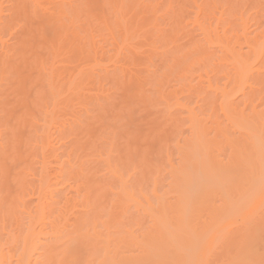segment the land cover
Returning a JSON list of instances; mask_svg holds the SVG:
<instances>
[{
    "label": "rangeland",
    "instance_id": "rangeland-1",
    "mask_svg": "<svg viewBox=\"0 0 264 264\" xmlns=\"http://www.w3.org/2000/svg\"><path fill=\"white\" fill-rule=\"evenodd\" d=\"M2 1V0H1ZM7 1V0H6ZM9 1H12V0H9ZM51 1V0H50ZM54 1V0H53ZM53 1H51L52 3H53ZM59 0H57V2H58ZM61 2L60 3H62V4H65L66 5V3L68 2V0H60ZM70 1L71 0H69V4H71V5H68V8H70L71 7V11L69 12V14H74L75 13V10H76V13L74 14L75 15V18L77 19V20H79V21H77V20H74L73 21V19H75L74 18V15H72L73 17L71 18L72 20H70V18L68 19V20H70V22L68 23V24H70L71 22H73V23H71V25H73L74 23V25H75V31L73 30L74 29V25L73 26H71L69 29H70V31L71 30H73V31H69L71 34L70 35H68V39H67V41H64L63 39L61 40V38H58V37H56V35L58 34V32L57 31H59V28H58V30L56 29V27L55 26H59L57 23H54L53 21H47L46 23L45 22H43V23H40L39 21H42L43 20V16H42V18L39 16V14H40V12H42V11H40L39 12V14L37 15V17H39V18H37V22H36V17H34V18H32V13H31V16H30V14H29V12H28V14H26V13H22V18H25L24 19V24H25V22H27V24L29 23L30 24V28H28V29H25V30H28L26 33H27V37H26V39L23 37V39L24 40H22V38H20L21 39V41H22V44H23V41H25L26 40V42H24V43H26L25 44V46H23L22 45V47H23V49H22V47H21V49L23 50V52H21L20 50H18V51H16L17 49H15L16 48V46H14L15 48V53L12 55V52H11V54H10V52L8 53L9 54V62L7 61V65H9L8 67H10V63L12 62H14L15 60H17L16 58H15V60H13L12 59V57L15 55L16 57H18V62H19V60L21 59V58H19V57H22V55L24 56V57H22L23 59H21L20 60V62L18 63L19 65H18V68H20L21 67V71L19 70V71H16L15 69L16 68H14L13 69V67H17L16 65H17V63H15L14 62V64H15V66H14V64L12 65V69L15 71H13L12 73H14V74H11V71L10 70H8L9 72H10V74L12 75V77H10V80H12V82L14 83H17V87H18V85H20L21 87L19 88V89H21V90H23V91H21V94L24 96H20V95H18L20 92H18L17 93V91H19L17 88V91H16V89H14V91H13V94L14 93H16V95H18V97L20 96L21 98H22V101L20 100V103L22 102V104H18V102H14V101H11L10 103L8 102V100L10 99L9 97H11V96H9V94L10 95H12V90H11V88L9 89L8 87L9 86H7V85H5L4 87H3V89H6V91L8 92V91H10L11 90V92L8 94L6 91H4V92H6L7 94H8V96H6L7 94H4L3 93V91H1L0 92V94H1V96H0V99H1V97H4V99L5 98H9L8 100L7 99H5V101H4V103H3V100L1 101L4 105L5 104H11L12 102H14L13 103V105L15 104V103H17V105L18 106H21V105H23V102H24V105L23 106H21L22 107V109L24 110V115H25V119H22V121H23V128H20L21 127V125H20V123L22 122L21 121V118H20V121H19V117H17L18 115H19V112H20V114L22 115L23 114V111H19V112H17L16 110L17 109H19L20 107H14L16 110H10V109H8L7 111H9V113H10V111H15V113L16 114H18L17 116H15V114H12L13 116H15V118H17V119H15V118H13V116H12V118L10 119V118H8V116L10 115L11 116V113L10 114H8V115H6V113L4 114V115H2V117H1V115H0V117L2 118V120H3V116H6V117H4V120H5V118H6V120H7V122L5 121H3L4 122V124L6 123V124H8V126L7 127H9V124H10V128L12 129V127H13V130H12V132H9V131H11V130H9L8 131V133L6 132V133H2V132H4L5 130H6V128H5V126H4V128H5V130L3 129V128H1L0 129V132L2 133V135H3V139H5L6 140V138L8 137V141L6 142L7 144L8 143H11L12 144V142H10L9 140H13L14 142H15V140H16V146H15V143L13 142V147H12V145L10 144V146H9V144L7 145V150L6 151H8L9 150V152H7V153H9L7 156H9L10 155V150L12 149V151H13V153H11V155L9 156V157H7L6 156V158L5 159H7V161L5 160V162H4V168H3V171H2V169H1V171L3 172V174H4V179H3V177H1L2 178V180H1V178H0V186H1V184H2V182L1 181H3V182H5V183H3L2 184V186L3 185H5V186H1L2 187V194L5 196V194L7 195V197L5 196V200L4 201H1L2 203L3 202H5V203H9V202H7L8 200H10V198H14L15 197V195L13 194V193H16L15 191H16V189H15V187L17 188V187H20L21 185H19L20 183H18V181H20V179L18 180L17 178H15V176H16V174H17V172L18 171H21L20 173H21V175H23L24 177H27V178H24L25 180L27 179H29L30 180V182L29 181H27V182H29L30 184H29V187H30V189H29V187H28V185H26L25 184V186H26V188L28 187V189H29V191H28V189H25L26 191H28V194H27V192L26 191H24L23 192V189L21 190V189H19V191L21 190V192H20V194L22 193V197L20 198V197H17V198H19V200H20V202L22 203V205H21V203L18 201V199H16L17 200V203L19 202V205L18 204H15L14 205V203H13V201L11 202L10 201V203H9V205H5L7 208H9V207H11V209H10V211H12V213H11V215L9 214L10 213V211H9V213H8V216L10 215V219H9V224H10V222L12 223L13 221V223L12 224H8V221H7V213L6 214H4V215H6V218H4V220H3V217L1 216L2 214L0 213V216H1V218H2V220L5 222L4 223V226L3 227H1V230H2V228H3V230L4 231H1L0 230V241L1 242H4L3 240H7V242H8V240L10 241V240H13V239H15V237H16V239H17V241H15V242H17V243H15V245L17 244L18 246H19V244H20V246H21V241H23L24 239H25V237L26 236H28V235H30V234H32V236H35V238H37V240H39L40 242H41V244H38V243H40L39 241H37L36 240V243L38 244V245H40L38 248L40 249V248H44L43 246H45V244L46 243H48V242H50V240H51V238L49 237V239L46 237V235H42L41 233H39V236H37V234H38V231H41V228H43V229H46L47 230V232L49 233V234H47V235H51L50 233L52 232V224H53V222L52 223H50L51 222V220H53L51 217H53V216H48L50 213H49V210H47V209H49V207H48V205H49V203L50 204H53L52 202H54L55 201V198L56 199H58L57 197L58 196H55L56 194H58V192L59 193H61V194H63L64 196H65V194L64 193H62V190H65L66 191V186H71V184L73 183V181H75V180H73V181H71L70 180V178H69V182H68V180H67V182H66V179H68V178H64L63 177V175L62 174H60V176H61V178H60V181H58L57 180V178L58 177H60L59 175H58V177L56 178V179H54L55 177V175L57 176V172H63V173H65V168H66V166H68L69 164H70V162L72 163H74V165H73V168H75V167H78L79 166V163L78 162H80V164L83 162V160H84V162H86V165H85V167H80V168H82L83 170H85V168H86V166H87V168L86 169H88V170H91L92 169V176H93V174H95V173H99L98 174V176H101V173H102V175H103V173L105 174L106 172H104V171H109V169H108V165H106V163H107V159H105L103 156H105V154L103 153L104 151H105V149L108 151V149H107V146H105V145H107L106 143L109 141H111V142H113V144H114V148L113 149H115V147H118V148H116L118 151H119V153L118 152H116V154L118 153V155L120 154L122 157H123V159H124V157H125V159H129V158H131V157H133V156H138L140 159L141 158H143V166H142V164H139V161H140V159H137L136 158V156L135 157H133V158H136L135 160H137V161H135L133 158H131L132 159V163L131 164H133L134 162L133 161H135V165L137 166V167H135V168H138L140 165L142 166H140V169L142 170V172L143 173H145V175L147 176L149 173L151 174L153 171H156V172H153L152 174H154V173H156V174H154V176L153 175H150V176H148V177H151V176H153V178L155 177V178H157V180L156 179H154V180H156L155 181V190H156V188H157V190L156 191H158L159 190V193H158V197H162V192L165 190V191H167L168 190V187H167V184L171 181L170 180V176H169V174L167 173V171L170 169L169 167L171 166L170 164H172V163H174V165L172 164V166H174L175 168H176V165L179 163V165H180V162H181V160H183L182 161V163H184V162H186V159L188 158H190V151H191V148L189 149L188 147H190L192 144V140H191V138H193L194 136V134H192V132L193 131H196L195 129L197 128V127H195L194 128V126H192V124H193V122L194 121H191L192 119H190V118H192L191 117V114L193 115L194 113V115H196V117H195V121H197V123H200V121H202V123H201V126L203 125V130H201L202 128H200L199 127V129L201 130V131H203V132H205L206 134H202V132L200 131V133L198 134V132H197V134L198 135H203V136H205V139H204V137H203V139H204V141L207 139V138H209V139H207V140H211V141H213L212 139L214 138H217V139H215V141H213V142H217V141H222V140H220L219 138H218V136H216L217 135V132H213V130H215L216 128V126L215 125H217V119H218V124H219V126L223 129V126L224 127H229V130H230V132L228 133V134H230L232 137L230 138V140H234L235 142H241V140L239 141V136L237 137L236 135H238V132L237 131H233V123L231 122L232 120H230V119H227V115H223V113H225L224 111H223V113H219L222 109L221 108H219L220 107V105H221V103H222V99H223V94L222 93H227V94H230L229 96H232L231 98V100H229L230 101V105H232V107L233 106H235L236 105V107L238 106V108H240L241 109V105H243L244 103H245V105H247L249 102V93H250V91H249V88H250V85H251V88L252 89H254V91L252 90V89H250L251 91H253V92H255V90L257 89V88H259V91L260 90H262L261 89V87L263 88V90H264V0H144V2H143V0H132V2H131V0H128L127 1V3H125V1H123V0H106V2L108 1L109 2V4H108V2L107 3H103V2H105V0H81V2H83V4H84V6H83V4L82 5H80V2H79V0H75V2H74V0H72L71 1V3H70ZM86 3H85V2ZM118 1V2H117ZM134 1V2H133ZM137 1H140L138 4H137ZM151 1V2H150ZM8 2V1H7ZM7 2H5L4 4H6ZM55 2V1H54ZM65 2V3H64ZM78 4H77V3ZM124 3L125 4V6H126V8H124V5L122 4V3ZM130 4H129V3ZM195 2V3H194ZM10 3V2H9ZM27 3H28V1H27ZM56 3V2H55ZM59 3V2H58ZM67 3V4H68ZM74 3H76V4H74ZM119 5H118V4ZM132 3H134V4H132ZM4 4H3V6H4ZM8 4V3H7ZM6 4V5H7ZM11 4V3H10ZM73 4V5H72ZM106 4V5H105ZM107 4H108V6H107ZM136 4V5H135ZM26 5V6H25ZM29 5V4H28ZM117 5H118V7H117ZM123 5V6H122ZM134 5V6H133ZM149 5H151V6H149ZM49 6V5H48ZM51 6V5H50ZM49 6V7H50ZM82 6V7H81ZM110 6H111V8H110ZM136 6V7H135ZM23 7H27V4H26V1H25V4H24V6ZM72 7H74V8H72ZM84 7V8H83ZM104 7V8H103ZM4 8H5V6H4ZM6 8H9V6L7 5L6 6ZM6 8H5V10H6ZM28 9H30L29 7H27ZM51 8V7H50ZM49 8V9H50ZM113 8H115L116 10H115V12L116 13H114V12H112V11H114V9ZM118 8V9H117ZM83 9V10H82ZM121 9L123 10V11H121ZM126 11H125V10ZM136 9V10H135ZM155 9V11H154V14H152L153 13V10ZM28 11L27 9H24L23 11ZM68 11H69V9H67ZM74 10V11H73ZM78 10L80 11L79 12V15H77V13H78ZM84 10H85V12H84ZM110 10V12H108ZM117 10H120V12L119 11H117ZM136 11V12H135ZM7 12V10L6 11H4V13L5 14H7L6 13ZM122 12V13H121ZM156 12V13H155ZM115 14L114 16H113V14ZM133 13V14H132ZM119 15V17L120 18H123V19H120L119 17H118V15ZM151 14V15H150ZM40 15H42V14H40ZM76 15H77V17H76ZM111 15V16H110ZM121 15V16H120ZM131 15V16H130ZM154 15V16H153ZM3 16H7V15H4L3 14ZM90 16V17H89ZM116 16V17H115ZM221 16V17H220ZM28 17V18H27ZM69 17V16H68ZM196 17V18H195ZM42 20H41V19ZM44 18H45V16H44ZM120 20H119V19ZM126 18V19H125ZM32 20V22H31V20ZM35 19V20H34ZM38 19H39V21H38ZM46 20L48 19V20H50V19H52V18H45ZM45 19H44V21H45ZM99 19H101V20H99ZM105 19V20H104ZM53 20V19H52ZM86 20V21H85ZM103 20V21H102ZM107 20V21H106ZM117 20H119L120 22L118 23L117 22ZM77 21V22H76ZM48 22H53L52 24H54L55 26H51L50 27V25H49V23ZM68 22V21H67ZM111 22H112V24H111ZM122 22H124V23H122ZM128 22V23H127ZM149 22V23H148ZM47 23H48V26H47ZM66 23V22H65ZM126 23V24H125ZM23 24V23H22ZM29 24H28V26H29ZM44 26H43V25ZM51 24V25H52ZM77 24V25H76ZM81 24H82V26H81ZM95 24H97V25H95ZM109 24V25H108ZM119 24H121V25H119ZM124 24V25H123ZM46 25V26H45ZM94 25V26H93ZM115 25H118V26H115ZM151 25V26H150ZM25 26V25H24ZM36 26V27H35ZM45 28H43V27ZM70 26V25H69ZM111 26V27H110ZM128 26V27H127ZM55 27V34H54V31L52 32V29ZM79 27V29L82 31H80L79 29H77ZM22 28H23V26H22ZM21 28V29H22ZM49 28L51 29V31L49 30ZM90 28V29H89ZM103 28H105V29H103ZM131 28V29H130ZM134 28V29H133ZM32 31V34L33 35H31V31ZM47 29V30H46ZM77 29V30H76ZM86 29V30H85ZM245 29V30H244ZM4 30V29H3ZM2 30V31H3ZM54 30V29H53ZM68 30V29H67ZM99 30V31H98ZM123 30V31H122ZM5 31H7L8 33L10 32L11 33V31H8V30H6V28H5ZM3 32V34L5 33V35H6V33L7 32ZM48 31V32H47ZM52 32V33H50V32ZM78 31H80L79 33H77ZM116 31V32H115ZM22 32V34H23V36L25 35V31H24V29H23V31H21ZM24 32V33H23ZM28 32H29V35L30 36H32L31 38L30 37H28L29 35H28ZM68 32V33H69ZM139 32V33H138ZM7 33V34H8ZM9 33V35H11V36H9V35H6V36H4V35H2V33H1V35L2 36H0L2 39L4 38L5 39V41H6V43L8 44V45H10V46H12L11 45V43L10 42H12V44H14V45H16V42H17V39L16 40H12L13 39V34L15 35L16 33L14 32H12L11 34ZM62 33V32H61ZM67 33V32H66ZM84 34V33H86V36H85V34L84 35H82V34ZM94 33V34H93ZM114 33V34H113ZM21 34V35H22ZM37 34H38V37H37ZM49 34V35H48ZM60 34V33H59ZM63 34V36H64V34L65 33H62ZM77 34H79V36H81V37H83V38H81V37H79V36H77ZM87 34H88V37H87ZM20 35V36H21ZM50 35H52V38H51V36ZM53 35H55V37H56V39H55V37L53 36ZM72 35V38L71 37H69V36H71ZM77 37H76V36ZM100 35V36H99ZM4 36V37H3ZM9 36V37H8ZM40 36V37H39ZM63 36H61L62 38H65V36L63 37ZM73 36H74V38H73ZM97 36V37H96ZM147 36V37H146ZM6 37H8V38H6ZM12 37V38H11ZM15 37V36H14ZM17 37V36H16ZM76 37V38H75ZM79 37V38H78ZM85 37H87V39L85 38ZM226 37V38H225ZM230 37V38H229ZM18 38V37H17ZM67 38V37H66ZM71 38V40H73L72 42H71V40H69ZM91 38V39H90ZM130 38V39H129ZM137 38V39H136ZM8 39V40H7ZM28 39H30V40H28ZM53 40V42L51 41V40ZM58 39H60V41H61V43H62V41H64L63 43H65L64 44V50H63V47H62V44H59L58 45V49H59V53H58V49H57V52H55L56 53V55L55 54H52L53 52H50V46L53 44V43H55V42H58ZM74 39H81L82 41V43H80L79 41L80 40H74ZM83 39H84V41H83ZM240 39V40H239ZM259 39V40H258ZM28 40V41H27ZM48 40H50V41H48ZM57 40V41H56ZM66 40V39H65ZM105 40V41H104ZM118 40V41H117ZM171 40V41H170ZM237 40V41H236ZM8 41V42H7ZM69 41V42H68ZM86 41H87V43L88 44H84V43H86ZM258 41H260V43L258 42ZM67 42H68V44H67ZM75 42V43H74ZM84 42V43H83ZM258 44H257V43ZM28 43V44H27ZM49 43H51V44H49ZM225 43H226V47H224L225 46ZM235 43V44H234ZM237 43V44H236ZM69 44H72L71 45V47H70V45ZM77 44H79V46L77 45ZM90 44V45H89ZM95 44V45H94ZM118 44V45H117ZM227 44H228V46H227ZM251 44H253V45H251ZM257 44L258 46L261 44V46H259V50L260 51H262L261 52V55H259V56H261V58L257 61V58H259V56L257 55V53H256V55H257V57H255L256 59H252L254 56H253V54H252V52H251V50L252 51H254V49H255V47H257V46H255V45ZM28 45H30V47H28ZM68 45H69V47H68ZM75 45V46H74ZM82 45H84V47L85 46H87V49H85V48H83L82 47ZM94 45V46H93ZM39 46V47H38ZM40 46H41V49H40ZM59 46H60V48H59ZM66 46H67V48H69V49H67L66 48ZM74 46V47H73ZM102 46V47H101ZM252 46V47H251ZM255 46V47H254ZM13 47V46H12ZM12 47H10L9 49V51H12L13 50V48ZM25 47V48H24ZM28 47V48H27ZM43 47V48H42ZM45 47V48H44ZM253 48V49H251V48ZM33 48V49H32ZM77 48V50H79L80 48V50L77 52V50H75ZM224 48H226V49H224ZM227 48L230 50H227ZM233 50H232V49ZM261 48V49H260ZM28 51H27V50ZM62 51H61V50ZM72 49H73V51H72ZM257 49V48H256ZM257 49V51H259ZM24 50H25V52H24ZM70 50V52H67V51H69ZM87 50V51H86ZM184 50V51H183ZM197 50V51H196ZM52 51H54L53 49H52ZM66 51V52H65ZM82 51H86L85 53L84 52H82ZM92 51V52H91ZM46 52V53H45ZM62 54H61V53ZM63 52H65V54H63ZM79 52H82L81 54L79 53ZM187 52V53H186ZM239 54H237V53ZM248 52V53H247ZM88 53V54H87ZM101 53V54H100ZM185 53H186V55H185ZM29 54H30V56H29ZM37 54V55H36ZM45 54H46V56H45ZM49 56H48V55ZM58 54V55H57ZM60 54V55H59ZM126 54V55H125ZM232 54V55H231ZM246 54L247 55H249V60L251 61V64L252 63H256V62H258V63H256V64H252V69L250 70L251 72V75L247 72V76L249 75V77H247L248 79H246V77H245V79L244 80H247V84H244V82L245 81H243L242 83H240V81H241V79H239V81H238V75H237V78L235 77L236 75H235V72L236 71H238L239 70V60L241 59V56H242V58H246L247 56H246ZM26 55H28V56H26ZM34 56V58L35 59H33V57H31V56ZM52 55L54 56H59L58 58L57 57H55L54 56V59L52 58ZM61 55H63V57H65L66 56V60H65V58L63 59V57L61 56ZM73 55V56H72ZM87 59V61L89 62H86V63H82L81 65H80V62L83 60V59H85L83 56ZM87 55V56H86ZM93 55V56H92ZM95 55V56H94ZM101 55V56H100ZM129 55V56H128ZM184 55V56H183ZM195 55V56H194ZM241 55V56H240ZM245 55V56H244ZM251 55V56H250ZM10 56H12V57H10ZM38 56H39V58H38ZM61 56V57H60ZM69 56V57H68ZM83 57V59H82V57ZM121 56V57H120ZM186 56V57H185ZM240 58H238V57ZM253 56V57H252ZM25 57H27V59L25 58ZM42 57V58H41ZM173 57V58H172ZM176 59H175V58ZM180 57V58H179ZM11 58V59H10ZM44 58V59H43ZM61 58V59H60ZM118 58V59H117ZM134 58V59H133ZM197 58V59H196ZM234 58V59H233ZM28 59H32V60H30V62H31V65H30V62H29V60ZM36 59H38L37 61L39 62V61H41V60H43V61H50V64L52 65V71H56L57 70V72H56V74H53V72H51L50 74V77L52 76H54V78L55 77H57L58 76V74L60 75L61 74V78L63 79V75L64 74H62V73H64V72H62V71H64L63 69H65V68H67L68 70L69 69H72L70 72L68 71V74L69 73H71V75H72V73H74V74H76V75H80V76H82V78H83V80H82V78L78 75V76H76V75H74L73 74V76H71L70 74H69V77H72L73 79H75L74 80V83H73V88H74V86H76L75 87V92L73 91L72 92V94L71 93H69V95L67 96V97H65L66 98V100L68 101L67 103H66V100H65V98H63V96H61L60 98L59 97H57L58 99V102H57V104L56 105H58L59 107H57L56 105H55V111L53 110V107H51V106H53L52 105V102H50V101H52V99H53V101L55 100L54 99V97H53V95H51L52 97V99L50 98H48L49 97V93H47V91H45L47 88H44V87H47V86H45V85H47V83H43V82H45V81H42V78L41 79H39L38 77L40 76V75H43V74H45L46 72H48L49 70H47L46 69V67H44V69H46V71L43 73L42 71V73L43 74H41L40 72V75H39V73L37 72V74L39 75L38 77H37V75H36V72H34L35 70V68L37 67L36 66V64H35V62H37L36 61ZM41 59V60H40ZM55 60V62L53 61V60ZM58 59H60L61 61H62V63H64V64H62L61 62L60 63H58L59 62V60L57 61ZM69 59V60H68ZM80 59H82V60H80ZM86 59L84 60V61H86ZM201 59V60H200ZM203 59V60H202ZM237 59V60H236ZM239 59V60H238ZM12 60V61H11ZM22 60H24V61H22ZM35 60V61H34ZM64 60V61H63ZM131 60V61H130ZM175 60V61H174ZM194 60V61H193ZM237 61L236 62V64H234L235 63V61ZM254 60H256V62L254 61ZM11 61V62H10ZM42 61V62H43ZM57 61V62H56ZM67 61H69V63H67ZM83 61V62H84ZM181 61V62H180ZM252 61H254V62H252ZM259 61H261V64H260V62ZM92 62V63H91ZM188 62V63H187ZM227 62V63H226ZM26 63V64H25ZM53 63V64H52ZM66 63V64H65ZM135 63V64H134ZM22 64V66H20ZM23 64H25V65H23ZM35 65V67H34V65ZM43 64H44V62H43ZM49 64V68H50V65ZM86 64V65H85ZM94 64V65H93ZM132 64V65H131ZM260 65V69L262 70V71H260L258 68V66ZM44 65H46V64H44ZM57 67L58 66V68H59V70H58V68H56L55 66ZM63 65H68L67 67H64ZM85 67H84V66ZM20 66V67H19ZM27 68H25V67ZM28 66V67H27ZM38 66H39V63H38ZM46 66H48V64L46 65ZM150 66V67H149ZM236 66H238V70H237V67ZM258 68H257V67ZM29 67H31L30 69H29ZM33 67V68H32ZM60 67H62L61 69H60ZM64 67V68H63ZM87 67V68H86ZM48 68V69H49ZM51 68H50V70H51ZM84 70H83V69ZM251 68V67H250ZM256 68V69H255ZM39 69H40V67H39ZM80 69V70H79ZM258 69V70H257ZM27 70V71H26ZM29 70V71H28ZM32 70V71H31ZM34 70V71H33ZM37 70V69H36ZM87 70H88V72H87ZM256 70H257V72L259 71L260 73H261V75H259L258 73H254V72H256ZM7 71V72H8ZM39 71V70H38ZM44 71V70H43ZM67 71V70H66ZM84 73V76H83V73ZM85 71V72H84ZM125 71V72H124ZM240 71H242V70H240ZM8 72V73H9ZM18 72H22L23 73V75H21V74H17ZM27 72V73H26ZM62 72V73H61ZM82 74H81V73ZM32 73H35V76H32L31 74ZM85 73H86V75H85ZM237 73V72H236ZM9 74V75H10ZM27 74H29L28 76H26ZM67 73H65V75H66ZM67 74V75H68ZM238 74V73H237ZM259 75L260 77H263L262 79H258V80H262L261 82H262V85H258V84H260L261 82L260 81H258L256 78H254V75ZM19 75H21V76H23L22 78L25 80V82L26 83H24V81L22 80V79H20V81H18V76ZM34 75V74H33ZM65 75H64V77H65ZM67 75H66V78H68L67 77ZM130 75V76H129ZM231 75V76H230ZM234 75V76H233ZM257 75V76H258ZM6 76H8V75H6ZM5 76V77H6ZM21 76H20V78H21ZM44 76H45V78H46V76H49V73H46V75H43V78H44ZM117 76V77H116ZM176 76V77H175ZM183 76V77H182ZM256 76V77H257ZM5 77H4V79H1L2 81L4 80L5 81V83H8V85H9V82H11L10 80H7V79H5ZM49 77V78H50ZM60 77H59V79H60ZM75 77H78L77 79L75 78ZM259 77V78H260ZM8 79H9V76L7 77ZM29 78H31V80L29 79ZM39 79L38 81H33L34 79ZM66 78H64V79H66ZM87 80H85V79ZM99 78V79H98ZM253 78V79H252ZM258 78V77H257ZM58 79V78H57ZM63 79V80H64ZM131 79V80H130ZM177 79V80H176ZM226 79V80H225ZM237 79V80H236ZM257 81H256V80ZM29 80H30V82H29ZM41 80V81H40ZM46 80H48V77H47V79ZM56 80V79H55ZM76 80H78V81H76ZM83 81V83L86 85H84L83 83H82V81ZM85 80V81H84ZM162 82H161V81ZM3 81V82H4ZM76 81V82H75ZM128 81V82H127ZM254 81V82H253ZM11 82V83H12ZM29 82V83H28ZM33 82L35 83V84H33ZM40 82V83H39ZM42 82V83H41ZM61 82H62V80H61ZM81 82V83H80ZM86 82H87V84H86ZM96 82V83H95ZM120 82V83H119ZM144 82V83H143ZM258 82V83H257ZM10 83V84H11ZM12 83V84H13ZM14 83V84H15ZM36 83H38L37 85H36ZM59 83V82H58ZM77 83V84H76ZM136 83V84H135ZM167 83V84H166ZM236 83V84H235ZM240 83V84H239ZM0 84H3V83H1V81H0ZM14 84H13V87L15 88V86H16V84H15V86H14ZM30 86V84H32L33 85V87H32V85L30 86V90L28 89V85ZM44 84V85H43ZM83 86H82V85ZM92 84V85H91ZM232 84V85H231ZM244 86H243V85ZM250 84V85H249ZM37 86V88H36V86ZM39 85V86H38ZM43 87H42V86ZM79 85H80V87H79ZM133 85V86H132ZM155 85V86H154ZM199 85V86H198ZM236 85H238V86H236ZM25 86V87H24ZM28 86V87H27ZM35 86V87H34ZM41 86V87H40ZM86 88H85V87ZM116 86V87H115ZM236 86V87H235ZM10 87H12V85H10ZM12 87V88H13ZM39 87V88H38ZM147 87V88H146ZM175 87V88H174ZM205 87V88H204ZM207 87H209V88H207ZM238 87V88H237ZM33 88H35L34 90H33ZM79 88H81V89H83V90H81V89H79ZM232 88H233V90H232ZM236 88V89H235ZM239 88H241L240 90H239ZM243 88V89H242ZM8 89V90H7ZM27 89H28V91H27ZM38 91H37V90ZM121 89V90H120ZM147 89V90H146ZM194 89V90H193ZM203 89V90H202ZM224 89V90H223ZM42 90H43V93H44V95H43V93H42ZM138 90V91H137ZM181 90V91H180ZM226 90V91H225ZM227 90H228V92H227ZM238 90V91H237ZM243 90V92H241ZM258 90V89H257ZM32 91V92H31ZM37 91V92H36ZM40 91V92H39ZM193 91V92H192ZM200 91V92H199ZM220 91H222V92H220ZM233 91H236L235 92V95H234V92ZM259 91L257 92V93H259ZM29 92V93H28ZM35 92V93H34ZM49 92V91H48ZM79 92V93H78ZM123 92V93H122ZM142 92H143V95H142ZM247 92H248V97L247 96H245V97H247V99L243 96V95H246L247 94ZM253 92H251V96H250V99H252V94H253ZM263 92V91H262ZM33 93V94H32ZM39 93V94H38ZM61 93H63V92H61ZM153 93V94H152ZM221 93V94H220ZM242 93H244V94H242ZM246 93V94H245ZM264 93V92H263ZM260 94L259 96H264V94ZM36 94H38V95H40L39 97H37L36 96ZM41 94H42V96H41ZM47 94V95H46ZM74 94V95H73ZM79 94V95H78ZM131 96H130V95ZM213 94V95H212ZM233 94V95H232ZM2 95H4V96H2ZM70 95H72L71 96V98L70 99H73L72 100V102H70L71 100L69 99V97H70ZM76 95V96H75ZM126 95V96H125ZM150 95H151V97H150ZM156 95V96H155ZM160 95V96H159ZM192 95V96H191ZM195 95V96H194ZM197 95V96H196ZM6 96V97H5ZM123 96V97H122ZM130 96V97H129ZM179 96V97H178ZM212 96V97H211ZM213 96H214V98H213ZM255 96H257V95H255ZM255 96H253V99H254V97ZM259 96H257L255 99H257V100H259L260 98H258ZM261 96V97H262ZM16 97V96H15ZM37 97V98H36ZM47 97V98H46ZM73 97H76V98H73ZM154 97V98H153ZM157 97V98H156ZM217 97V98H216ZM243 97H244V99H246L247 100V102L245 101L244 102V100H243V103L241 102V100L243 99ZM12 99L11 100H13V99H15L14 98V95H13V97H11ZM34 98H36V101H35V99ZM44 98V99H43ZM45 98L47 99V101L48 102H46V100H45ZM64 99V101L65 102H63V99ZM78 98V99H77ZM137 98H139V99H137ZM159 98V99H158ZM188 98V99H187ZM198 98V99H197ZM230 98V97H229ZM264 98V97H263ZM263 98H261V99H263ZM17 99V98H16ZM42 100V102L43 103H41L40 101ZM60 99V100H59ZM117 99V100H116ZM148 99H150V100H148ZM240 99V100H239ZM261 99H260V101H261ZM7 100V101H6ZM24 100V101H23ZM40 100V101H39ZM45 100V101H44ZM56 100V101H57ZM134 100V101H133ZM178 100V101H177ZM194 100V101H193ZM202 100V101H201ZM219 100V101H218ZM18 101V100H17ZM37 101H39V102H37ZM131 101V102H130ZM151 101V102H150ZM159 101H160V104H159ZM164 101V102H163ZM200 101V102H199ZM211 101H213V102H211ZM220 101H221V103H220ZM234 102L235 103V105L234 104H232V102ZM254 101V100H253ZM252 101V103H254ZM262 101H264V100H262ZM36 102V103H35ZM141 102V103H140ZM149 102V103H148ZM190 102H192V103H190ZM196 102V103H195ZM209 102V103H208ZM257 102H259V101H256V103ZM2 103L0 104V107H2V108H0V114H2L3 112L1 111V109L3 110V106H1L2 105ZM26 103V104H25ZM37 103H39V104H41V105H39V107H41L42 106V104H43V106L42 107H45V105L47 104L48 106H47V108L49 109V111H51V108H52V114H51V116H53V118L52 117H50L51 119H49V116H47V118H48V122L46 121V120H44V119H46V118H43L42 119V116H44V113H45V109H47L46 107L44 108V109H41L40 108V110H39V107H38V105H37ZM50 103V104H49ZM56 103V102H55ZM59 103V104H58ZM69 103H70V105H69ZM105 103V104H104ZM112 103V104H111ZM151 103V104H150ZM165 103V104H164ZM178 103V104H177ZM195 103V104H194ZM204 103V104H203ZM214 105L213 106V108H212V106H210V105H212V104ZM250 103H251V101H250ZM248 104V106L247 107H252V106H254V107H256V108H254V107H252L255 111H257V113H259L258 111L260 110V109H262V110H264L263 108H264V102L262 103V102H259V103H261V104H259V103H254V104ZM32 104H33V106H32ZM37 105V108L38 109H36V105ZM45 104V105H44ZM60 104L61 105H63V106H60ZM74 104V105H73ZM167 104V105H166ZM191 104V105H190ZM209 104V105H208ZM217 104V105H216ZM220 104V105H219ZM240 105V107H239V105ZM256 104V105H255ZM258 104H259V106H258ZM26 105V106H25ZM50 105V106H49ZM69 107H71V108H69ZM73 105V106H72ZM84 105V106H83ZM153 105V106H152ZM161 105V106H160ZM180 105H183V107L181 106V107H179ZM251 105V106H250ZM16 106V105H15ZM77 106V107H76ZM165 106V107H164ZM195 106V107H194ZM217 106H219V107H217ZM5 107H7V105H5ZM4 107V108H5ZM8 107H9V105H8ZM13 107H11V108H13ZM35 107V108H34ZM50 107V108H49ZM67 107H68V109H67ZM73 107V108H72ZM100 107V108H99ZM115 107V108H114ZM167 107H168V110H167ZM205 107V108H204ZM208 107V108H207ZM236 107H234V108H236ZM10 108V107H9ZM56 108H59V111H58V109H56ZM62 108H64V109H62ZM75 108V109H74ZM201 108V109H200ZM217 108V109H216ZM234 108H232V109H234ZM238 108H237V111H238ZM260 108V109H259ZM21 109V108H20ZM19 109V110H20ZM21 109V110H22ZM47 109V110H48ZM65 109H66V112H65ZM70 109H72L71 110V113L69 112L68 113V110L70 111ZM208 109V110H207ZM211 109V110H210ZM231 109V110H232ZM242 109H245V111H246V109L247 108H244V105H243V108ZM258 109V110H257ZM36 110V111H35ZM42 110V111H41ZM44 110V111H43ZM58 112H57V111ZM125 110V111H124ZM190 110L191 111H196V112H194V113H189L190 112ZM213 110V111H212ZM220 110V111H219ZM231 110H230V112H231ZM248 110V109H247ZM249 110L250 111H252L251 110V108H249ZM248 110V111H249ZM7 111H5V112H7ZM62 111V112H61ZM115 111V112H114ZM130 111V112H129ZM212 111V112H211ZM215 111V112H214ZM219 113V115H217L216 113L217 112ZM226 111V110H225ZM233 111V110H232ZM234 111H236V110H234ZM236 111V112H237ZM243 111V110H242ZM245 111H243L244 112V114L246 113L247 114V112H245ZM22 112V113H21ZM30 112H33V118H32V116H31V114H30ZM37 112H41L40 114H36L35 115V113H37ZM61 112V113H60ZM112 112V113H111ZM120 112V113H119ZM164 112V113H163ZM211 112V113H210ZM25 113H27V114H25ZM73 113V114H72ZM95 113V114H94ZM248 113H250V112H248ZM253 114L255 113L254 111L252 112ZM251 113V114H252ZM260 113H264V111L262 112H260ZM29 114V115H28ZM42 114V115H41ZM56 114V115H55ZM58 114V115H57ZM64 114V115H63ZM65 114L66 115H68V116H65ZM70 114H72V115H70ZM151 114V115H150ZM189 114H190V116H189ZM213 114V115H212ZM217 115V118H215L216 117V115ZM226 114V113H225ZM228 114V113H227ZM232 114V113H231ZM26 115H27V117L29 116L30 118H31V120H35L34 122H35V124H36V126L35 127H38V128H35L34 127V124H33V127H31L30 126V128H31V130H32V132H31V130H30V128H28V126L30 125L29 124V122H31V121H29V119L26 117ZM46 115V114H45ZM50 115V114H49ZM54 115L58 118V120L56 119V117H55V120H57V121H55V122H57V124H55V122H53V120H54ZM60 115L63 117L64 116V118H62V117H60ZM104 115V116H103ZM126 115V116H125ZM158 115V116H157ZM165 115V116H164ZM182 115V116H181ZM213 117H212V116ZM215 115V116H214ZM250 115V114H249ZM20 116V115H19ZM141 116V117H140ZM143 116V117H142ZM210 116V117H209ZM219 116V117H218ZM225 116H226V119H224L225 118ZM253 116V115H252ZM22 117V116H21ZM36 117V118H35ZM38 117H40L41 118V120H37V118ZM44 117H46V116H44ZM59 117H60V119H59ZM68 117V119H70V120H66L65 118H67ZM93 117V118H92ZM112 117V118H111ZM147 117V118H146ZM166 117V118H165ZM175 117V118H174ZM194 117V116H193ZM212 117V118H211ZM91 118V119H90ZM124 118V119H123ZM130 118V119H129ZM162 118H164V120L162 119ZM186 118V119H185ZM197 118H199V119H197ZM209 118V119H208ZM213 118H214V120H213ZM220 118V119H219ZM27 119V120H26ZM39 119V118H38ZM53 119V120H52ZM61 119H63L64 120V122H62L63 120H61ZM72 119V120H71ZM166 119H169V120H166ZM194 119V118H193ZM211 119H212V121H211ZM222 119H223V121H222ZM1 120V119H0ZM49 120H51V121H49ZM116 120V122H114ZM199 120V121H198ZM204 120V121H203ZM229 120H230V122H229ZM28 121V122H27ZM40 121V122H39ZM45 121H46V123H45ZM60 121V122H59ZM69 122V123H67V122ZM99 121V122H98ZM128 121V122H127ZM176 121L177 123H178V125H177V123L175 122V124H174V122ZM181 121V122H180ZM207 121V122H206ZM211 121V122H210ZM228 121V122H227ZM1 122V121H0ZM2 122V123H3ZM33 121H32V123H34ZM38 122H39V124H38ZM42 122H44V123H42ZM62 122V123H61ZM130 122V123H129ZM134 122V123H133ZM152 122V123H151ZM191 122V123H190ZM221 122H223L222 124H224V125H222L221 124ZM19 123V124H18ZM54 123V124H53ZM65 123V124H64ZM116 123V124H115ZM124 123H125V125H124ZM132 123V124H131ZM144 123V124H143ZM181 123V124H180ZM196 123V124H197ZM204 123H205V125L206 126H204ZM210 123H212V124H210ZM215 125H214V124ZM28 124V125H27ZM47 124H49L48 126H47ZM50 124H52V126L50 125ZM61 124H62V126H61ZM68 124V125H67ZM113 124V125H112ZM230 124V125H229ZM16 125H20V127L18 128ZM25 125H27V126H25ZM32 125V124H31ZM39 125H41V126H39ZM44 125H46L47 126V129H44V130H42V128L44 127L45 128V126ZM67 125V126H66ZM72 125V126H71ZM98 125V126H97ZM114 125H116V126H114ZM180 125V126H179ZM190 125V126H189ZM211 125H213V126H211ZM227 125V126H226ZM232 125V126H231ZM14 126H15V128H17V129H15L14 128ZM50 126V127H49ZM176 126H177V128L178 129H174V127L176 128ZM199 126H200V124H199ZM211 126V129H212V131H211V129L210 128H208V127H210ZM41 129H40V128ZM64 127H65V129H64ZM71 127V128H70ZM112 127V128H111ZM114 127V128H113ZM190 127V128H189ZM194 128L193 129V131H192V129L191 128ZM33 128H34V131H33ZM68 128L70 129V132H69V130H68ZM116 128V129H115ZM120 128V129H119ZM235 128V127H234ZM3 129V130H2ZM26 129V130H25ZM36 129V130H35ZM39 129V130H38ZM93 129V130H92ZM103 129V130H102ZM154 129V130H153ZM210 131H209V130ZM225 129H228V128H225ZM15 130H17V132L15 131ZM30 130V131H29ZM38 130V131H37ZM49 130V131H48ZM63 130V131H62ZM67 131V133H65V131ZM112 130V131H111ZM115 130H116V135L114 134L115 133ZM179 130V131H178ZM181 130V131H180ZM14 131V132H13ZM42 131V132H41ZM43 131H45V133L46 132H48V134L46 133V135H47V138H48V136H49V138H48V140H45V139H47L46 138V136L43 138L42 137V133H43ZM120 131V132H119ZM178 131V132H177ZM228 131V130H227ZM16 132V133H15ZM31 132V133H30ZM36 132V133H35ZM40 132H41V134H40ZM50 132H51V134H50ZM61 132V133H60ZM62 132H64V133H62ZM74 132V133H73ZM110 132V133H109ZM112 132H113V134H112ZM209 132V133H208ZM213 132V133H212ZM233 133V135L235 136H233L232 135V133ZM0 133V134H1ZM11 133H13V134H15V135H11ZM33 133V134H32ZM34 133H35V136H31V135H34ZM106 133V134H105ZM107 133H109L108 135H107ZM177 133L180 135H177ZM194 133V132H193ZM214 133H216L215 134V136H212V135H214ZM8 135L7 137H4V135ZM10 134V135H9ZM37 134V135H36ZM50 134V135H49ZM62 136H61V135ZM63 134H64V136H63ZM126 134V135H125ZM161 134V135H160ZM183 134V135H182ZM207 134H209V137H208V135ZM73 135V136H72ZM96 135V136H95ZM103 135L105 136H108V139L107 138H105L104 137V139H102L103 138ZM118 135V136H117ZM180 138V139H178V137ZM207 135V136H206ZM229 135V136H230ZM12 136V138L13 139H10V137ZM14 136V137H13ZM37 136H39V138H41V139H39ZM50 136L52 137L51 139H50ZM66 136V137H65ZM87 136V137H86ZM109 136H110V138L112 137V136H114V139H116L115 141H114V139H113V137H112V140L109 138ZM140 136V137H139ZM152 136V137H151ZM191 136H193V137H191ZM1 137V136H0ZM34 137H36V138H34ZM63 137H65V138H63ZM80 137V138H79ZM83 137V138H82ZM90 137V138H89ZM128 137V138H127ZM143 137H146V138H143ZM163 137V138H162ZM176 137V138H175ZM182 137V138H181ZM207 137V138H206ZM212 139H211V138ZM237 137V138H236ZM16 138V139H15ZM19 138V139H18ZM27 138V139H26ZM30 138V139H29ZM133 138V139H132ZM159 138V139H158ZM169 138V139H168ZM233 138V139H232ZM29 139V140H28ZM32 139V140H31ZM35 139V140H34ZM40 140V143L38 142V140ZM87 139V140H86ZM145 139V141H143ZM179 140L178 142H177V140ZM187 139V140H186ZM188 139H189V141H188ZM195 139V138H194ZM221 139H222V136H221ZM0 140H1V142H0V148H1V150H2V147H1V144H2V139L0 138ZM26 140H27V143H28V141L29 142H32L33 143V141H34V145L32 144V143H25L26 142ZM31 140V141H30ZM44 140L45 142L44 143H47L48 145L46 146V144L44 145V144H42L43 142L42 141ZM51 140V141H50ZM61 140V141H60ZM99 140V141H98ZM106 141V142H104V141ZM122 142H121V141ZM161 140V141H160ZM176 140V141H175ZM185 140V141H184ZM227 139H224L223 141L224 142H221V143H218V144H221V147H222V152L220 153V152H218V153H220V155H218L219 156V158L221 157V155H222V157L224 156V158H223V160L225 159V157H226V155H227V153L229 152V148H230V145H231V143H230V141H229V143H227L228 141H226ZM237 140V141H236ZM18 141V142H17ZM37 141V142H36ZM47 141V142H46ZM93 141H94V143H93ZM203 141V140H202ZM201 141V142H202ZM203 141V142H204ZM210 141V144L212 143ZM243 141V140H242ZM50 142H51V145L53 146V147H50L51 145H50ZM58 142V143H57ZM110 142V143H111ZM116 144H115V143ZM127 142V143H126ZM161 142V143H160ZM166 143V144H164V145H162L163 143ZM184 142V143H183ZM193 142H194V140H193ZM235 142H232V144H234ZM24 143V144H23ZM37 143H39V144H37ZM110 143H108L109 145H110ZM126 143V144H125ZM169 143V144H168ZM207 143H208V141H207ZM229 144V146H227V144ZM37 144V145H36ZM42 144V148L44 149V150H42V148H40L41 145ZM92 144V145H91ZM101 144H103V145H101ZM105 144V145H104ZM124 144L126 145V146H124ZM160 144L163 146H161L160 147ZM176 144H177V146H176ZM179 144V145H178ZM183 144H185V145H183ZM191 144V145H190ZM205 144H206V142H205ZM222 144H224V145H226V146H224V145H222ZM19 145V146H18ZM25 145H28V146H25ZM109 145H108V147H109ZM166 145V146H165ZM181 145V146H180ZM188 145H190V146H188ZM212 145V144H211ZM24 146V147H23ZM30 146V147H29ZM33 146V147H32ZM39 146V147H38ZM100 146V147H99ZM103 146H105L106 148H104ZM111 146H113V145H111ZM122 146V147H121ZM183 146V147H182ZM185 146L188 148V150H186L185 149ZM220 146V145H219ZM224 146V147H223ZM9 147V148H8ZM35 147H36V149L37 148H39V150L37 149V151L39 152H37L36 150H35ZM65 147V148H64ZM121 147V148H120ZM125 147V149H123ZM129 149V151L127 150V148ZM130 147V148H129ZM141 147H143V148H141ZM155 147V148H154ZM166 147V148H165ZM226 147H227V149H229V150H227L226 149ZM4 148H5V144H4ZM11 148V149H10ZM28 148H30V149H28ZM34 148V149H33ZM45 148H46V151H45ZM70 148H71V150H70ZM103 148V149H102ZM132 148L134 149V150H132ZM163 148L164 149H166V151H164L163 150ZM33 149V150H32ZM68 149L70 150L67 154H69V156L68 155H66V152L68 151ZM110 149V148H109ZM116 149H115V151H116ZM132 151H131V150ZM138 149H140L139 151H137ZM141 149L143 150L142 151V153H141ZM144 149H146L145 151H146V153H145V156H143L144 154H143V152H145L144 151ZM160 149H162L161 150V152H166L165 154H167V155H165V154H161V152H160ZM168 149V150H167ZM182 151H180V150ZM185 149V150H184ZM226 149V150H225ZM53 150V151H52ZM64 150V151H63ZM73 150V151H72ZM98 150V151H97ZM103 152H102V151ZM122 151V153H121V151ZM226 152H225V151ZM3 151H5V150H3ZM3 151H1V152H3ZM6 151H5V154H6ZM29 151H30V153L32 152V151H34L33 153H31V155H30V157H29ZM42 151H44V152H42ZM50 153H49V152ZM56 151V152H55ZM77 151V152H76ZM93 151V152H92ZM106 151V153H109V151L107 152ZM114 151V150H113ZM128 152V154H130L129 156H131V157H129L125 152ZM147 151H149V152H147ZM168 151V152H167ZM179 151V152H178ZM220 151H221V149H220ZM228 151V152H227ZM35 152H37L36 153V155H35ZM48 152V153H47ZM55 152V153H54ZM81 152V153H80ZM102 152V154L100 155V156H102L101 158H99L98 156L99 155H97V154H100ZM110 152H112V150L110 149ZM137 152V153H136ZM138 152L140 153V154H138ZM186 153L185 155H187V157H185V155L183 156V155H181L182 153ZM225 152V154L226 155H223L222 153H224ZM42 153H44V155L41 154ZM71 153H72V156H70L71 155ZM113 153V152H112ZM112 153H110L111 155L110 156H112ZM125 153V155H123ZM179 153V154H178ZM181 153V154H180ZM188 153V154H187ZM13 154H15V156L13 155ZM28 154V155H27ZM33 154V155H32ZM39 154L41 155V156H39ZM48 154H50L49 156H51V157H49L48 156ZM57 154V155H56ZM63 154V155H62ZM65 154V155H64ZM86 154V155H85ZM135 154V155H134ZM147 154H149V155H147ZM155 154V155H154ZM229 154V153H228ZM13 155V156H12ZM17 155V156H16ZM19 155V156H18ZM46 155H47V159H45L46 158ZM56 155V156H58V157H56L55 156V158H54V156ZM84 155V156H83ZM107 156H109L108 154H106ZM127 155V156H126ZM140 155H141V157H140ZM172 155V156H171ZM181 155V156H180ZM2 158H4L2 155H0ZM5 156V155H4ZM31 156H32V158H31ZM43 156H44V158H43ZM62 156V157H61ZM66 156V157H65ZM97 156V157H96ZM116 157L117 155H115V154H113V157ZM121 156H120V158H121ZM143 156V157H142ZM165 156V157H164ZM11 157H13V159L11 158ZM27 157H29V158H27ZM33 157H35V158H33ZM40 157V158H39ZM60 157V158H59ZM67 157H68V159H67ZM70 157V158H69ZM79 157V158H78ZM90 158L91 159V161H92V164H91V162H89L88 160V158ZM106 157V156H105ZM112 157V158H113ZM126 157H128V158H126ZM166 157H169V159L168 158H166ZM181 157H185V158H181ZM221 157V158H222ZM10 158L12 159V160H10ZM43 158V159H42ZM66 158V159H65ZM72 158V159H71ZM77 158V159H76ZM86 158V159H85ZM105 159V161H106V163H103V161L102 160H104ZM111 158V159H112ZM118 158V157H117ZM116 158V159H117ZM163 158H166V160H165V163H166V167L164 166V162H162V161H164V160H162ZM228 158V157H227ZM53 159V160H52ZM54 159H55V161H57V163L54 161ZM57 159V160H56ZM88 159V160H87ZM101 159V160H100ZM108 159H110V157L108 158ZM111 159L109 160V161H111ZM123 159H122V161H123ZM125 159H124V163H125ZM131 159H129V161L131 160ZM181 159V160H180ZM187 159V160H188ZM22 160V161H21ZM25 160V161H24ZM39 160V161H38ZM50 160H51V162H50ZM64 160V161H63ZM66 160V161H65ZM69 160V162H67ZM99 160V161H98ZM169 160H170V162L171 163H169ZM172 160V161H171ZM1 161H3V159L1 160ZM31 161V162H30ZM42 161V162H41ZM63 161V162H62ZM76 161H78V162H76ZM94 161V162H93ZM100 161H101V163H100ZM116 161V160H115ZM121 161V160H120ZM141 161H140V163H141ZM179 161V162H178ZM225 162H226V160H224ZM24 162V163H23ZM31 163V164H29V163ZM43 162L45 163V166L43 167ZM47 162V163H46ZM59 162V163H58ZM67 162V163H66ZM99 162V163H98ZM112 162H114V161H112ZM117 162V161H116ZM131 162V161H130ZM162 162V166H161V168H160V166L159 167H156L157 165H161L160 163ZM188 162V161H187ZM3 163V162H2ZM6 163V164H5ZM25 163H26V165H25ZM39 163H41V165L39 164ZM72 163V164H73ZM88 163V164H87ZM103 163V164H102ZM111 163V162H110ZM119 163H122V162H119ZM123 163V164H124ZM127 163H129V162H127ZM145 163V164H144ZM170 165L169 167H168V164ZM177 163V164H176ZM181 163V164H182ZM58 164V165H57ZM61 164V165H60ZM65 164H67V165H65ZM99 164H102L101 166H99ZM133 164V165H134ZM138 164H139V166H138ZM3 165V164H2ZM6 165H7V167H6ZM27 167V170L28 171H26V169H25V166ZM30 167H29V166ZM64 165H65V167H64ZM76 165V166H75ZM78 165V166H77ZM82 165V164H81ZM84 165V164H83ZM103 165H106V167L105 166H103ZM147 165V166H146ZM178 165V166H179ZM1 166V165H0ZM11 166H12V169H11ZM41 166V167H40ZM60 166H63L62 168L60 167ZM99 166V168H97ZM126 166V165H125ZM146 166V168L148 169V167H150L151 168V172H149L150 171V168L148 169L149 171V173L147 172V171H145L144 170V167ZM154 166V167H153ZM165 168H164V167ZM177 166V167H178ZM3 167V166H2ZM10 167V168H9ZM29 167V168H28ZM70 168H72V166H69ZM128 167V166H127ZM21 168H22V170H21ZM60 168V169H59ZM68 168V167H67ZM66 168V169H67ZM91 168V169H90ZM96 168H97V170H96ZM100 168H102V170H103V172H102V170L100 169ZM107 170H106V169ZM145 168V169H146ZM155 168H156V170H155ZM157 168H158V170H157ZM166 168H169V169H166ZM19 169V170H18ZM24 169V170H23ZM29 169L31 170V171H29ZM43 169V171L41 172V170ZM49 169V170H48ZM54 169V170H53ZM58 169V170H57ZM61 169L63 170V171H61ZM105 169V170H104ZM139 168H138V170H140ZM154 169V170H153ZM18 170V171H17ZM50 170H51V172H50ZM65 170V171H64ZM78 170H79V168H78ZM83 170H81L80 169V172L81 171H83ZM87 170V171H88ZM96 170V171H95ZM98 170H100V171H98ZM128 170V169H127ZM129 170H130V168H129ZM153 170V171H152ZM164 170H166L165 172H163ZM73 171H75L76 173H77V170H73ZM134 171H136V169L135 170H133V174H130V175H128L129 177V179L128 180H130V179H132L134 176H139V174L140 175H142L141 173H139L138 174V172L136 171V172H134ZM158 171H159V173H158ZM15 172H16V174H15ZM22 172L24 173V174H22ZM40 172H41V174H44L45 172H47L46 173V176L48 175V176H50V178H52V179H50V180H54L53 182L55 183V180L56 181H58L59 183H57V185L56 186H54L53 185V183L51 182V187H50V189H54L53 190V194H54V192H55V194L53 195L52 194V198L53 197H55V198H53V199H51L50 198V193L48 194V193H45L44 191L43 192H39V189H37L38 190V192L37 193H35V195H34V191L36 190V188H37V186H39L38 185V181H40V183H41V179H40V177H41V175H40ZM54 172H55V175L53 176V174H54ZM59 172V173H60ZM88 172H90V171H88ZM140 172V171H139ZM19 172H18V174L17 175H19L20 174ZM53 173V174H52ZM58 173V174H59ZM82 173V172H81ZM107 173H109L110 174V172H107ZM106 173V174H107ZM129 173V172H128ZM130 173H131V171H130ZM138 174V175H136V174ZM148 173V174H147ZM1 174V173H0ZM26 174V175H25ZM50 174V175H49ZM105 174V175H106ZM160 174V175H159ZM40 175V177L38 178V176ZM72 175H74V173H72ZM78 175H80L81 176V174H78L77 173V175L76 176H78ZM105 175H104V179H105ZM156 175V176H155ZM167 176V180H165V181H163V178L164 177H166ZM13 176H14V178H13ZM32 176V177H31ZM44 176H45V174H44ZM43 175H42V177H44ZM47 176V177H48ZM80 176H78V177H80ZM89 176V175H88ZM97 175L95 174L94 175V177H96ZM107 176L109 177V176H112V175H108L107 174ZM133 176V177H132ZM158 176H159V178H158ZM162 176V177H161ZM164 176V177H163ZM8 179H7V178ZM54 177V178H53ZM64 179H63V178ZM65 177H67V176H65ZM72 177H75V175L74 176H71V179H73ZM78 177H76V178H74V179H76V183L78 184L77 186H75L76 185V183H75V185H73L72 184V186H71V188L73 187H78L79 189L82 187V188H84V190H86V189H89V193L92 195V196H90L89 194H88V191H87V194H88V196H86V197H88V198H92L93 197V200H92V203H98V206L99 205H102L103 206V202L102 201H104V203L105 204H110L111 205V208H109V205H108V207H107V205L105 206V208H109L108 210V212H110L111 211V209H113L114 207L112 206V204H111V202H110V200L111 199H109L107 196H109V192L108 193H105L106 192V190H104L105 192L103 193L102 191V189H101V193L99 194V191H98V189L97 188H95L96 187V185H95V187L94 186H90L89 184H91V179H93V178H91L90 180V182L88 181V183L86 182V181H83V179L84 180H86V176H85V172H84V176H81V177H84V178H82L81 179V181H83V183H79L80 181L78 180L79 178ZM80 177V178H81ZM132 177V178H131ZM140 178H141V176H139ZM138 177V178H139ZM160 177L162 178V181H161V179H160ZM22 178V177H21ZM99 179H103V177L101 178V177H98ZM107 178V177H106ZM143 178H145V177H143ZM153 178H152V181H153ZM18 180V181H14V180ZM23 179V178H22ZM24 179H23V181H24ZM40 179V180H39ZM65 180L64 182H65V184L63 183V180ZM87 179H88V177H87ZM96 179H97V177H96ZM95 179V180H96ZM98 179V180H99ZM135 179H137V177H135V178H133V180H132V182L135 180ZM160 179V180H159ZM78 180V181H77ZM106 180V179H105ZM34 182V184H33V182ZM62 181V182H61ZM102 181V180H101ZM101 181H99V182H101ZM109 181V180H108ZM108 181H106V182H108ZM114 181H115V179H114ZM136 181V180H135ZM61 182V183H60ZM72 182V183H71ZM93 182V184L96 182V181H92ZM104 182V181H103ZM128 182H131V180L130 181H128ZM159 182H161V184L159 183ZM167 184H166V183ZM24 183H25V181H24ZM24 183H21V184H23V186H24ZM31 183H32V185H31ZM35 183H36V185H35ZM108 183H110V181L108 182ZM134 183H136V182H134ZM134 183H133V185H134ZM152 183V182H151ZM62 186H61V185ZM70 184V185H69ZM98 184H100V183H98ZM98 184H97V186H98ZM110 184H112V182L110 183ZM132 184V183H131ZM157 184H159L160 185V187H162V188H159L158 187V185ZM63 185L65 186V189L64 188H62L63 187ZM81 185H83V186H81ZM114 185V184H113ZM153 185V184H152ZM36 188H35V187ZM54 186V187H53ZM59 186V187H58ZM61 186V187H60ZM164 186V187H163ZM6 189H5V188ZM35 189H33V188ZM53 187V188H52ZM56 187V188H55ZM149 187H151V185L149 186ZM4 188V189H3ZM20 188H22V186L20 187ZM24 188V187H23ZM70 187L67 189V194H69L70 195V197H73V196H71V195H73V194H70L69 192H70V189H71ZM77 188V189H78ZM80 189V190H83V189ZM165 188V189H164ZM62 189V190H61ZM106 189H108V188H106ZM136 189V188H135ZM151 189H152V187H151ZM150 188H149V191L146 189V193H148L149 194V199L150 198H152L151 200H150V202L154 205V206H156V202L155 203H153L154 202V199L156 198L157 199V197H155L154 195L153 196H151L152 194H150V190H151ZM162 189H164V190H162ZM7 191L6 193H4V191ZM55 190H57V191H55ZM61 192H60V191ZM110 190V189H109ZM144 190L145 189H143V192H144ZM1 191V190H0ZM73 191V190H72ZM135 191V190H134ZM137 191L138 190H136V193H137ZM148 191V192H147ZM155 191V192H156ZM164 191V192H165ZM17 192H18V190H17ZM32 194H31V193ZM57 192V193H56ZM98 192V193H97ZM1 193V192H0ZM30 193V194H29ZM43 193V194H42ZM66 193V192H65ZM73 193V192H72ZM76 193V195H75V197L78 195V201H79V197L81 196V198L80 199H83V197H84V193L85 192H80V193H82L81 195L80 194H78L79 192H76V191H74V194ZM264 193V192H263ZM262 193V195L261 196H258L257 198H256V200L257 201H259L260 202V206H262V207H260V206H258V205H255L256 203H254V205L252 204V206H251V204L249 205L250 207H248V209H247V213H248V221L252 224L251 226H249L250 224H249V222L247 221V219H246V221H245V219H243L242 220V218H241V214H242V212H245L246 211V209H244V210H242L241 211V208H239V210H237V211H235L234 212V216L236 217L237 215L236 214H238L239 213V211L241 212V214L239 215L238 214V217L242 220V223H241V220L238 218V219H236L235 217L230 221L231 223H232V225L230 224V223H228L230 226H232L233 228H230V226H228V224H227V226L228 227H226V225L224 226V228L226 227L227 228V230H228V232H229V230L230 231H232V229H234L235 228V226L237 227V226H239V224L241 225V227L243 228V230H242V228L241 227H237V228H240V230H237L236 229V231L235 230H233V231H235V233L232 231V232H229V233H227V230L225 229V230H220L221 231V234H222V232L223 233H225V235L226 234H230V233H232L234 236H237L238 238H239V236H240V232H241V230H242V232L243 231H245V230H248V226H249V229L250 228H252V227H257V224H259V221L260 220H257V218H259L260 219V217L262 218L264 215H262V216H260L263 212H264V194ZM2 194H0V197L2 196ZM37 194H39V196L40 197H42L41 199L39 198L38 199V197H36V195ZM67 194H66V196H67ZM86 194V193H85ZM102 194H107V196H102ZM135 194V193H134ZM138 194V193H137ZM148 194H146V196H148ZM162 194V195H161ZM19 194L17 193V196H18ZM25 195H26V198H25ZM30 195V196H29ZM63 195H60L59 197L60 198H62V196ZM80 195V196H79ZM83 195V196H82ZM139 195V194H138ZM136 196V194H135V196H136V198L138 197V199H140L138 202H139V205H140V207L142 206L141 204L142 203H145V202H143V201H141V196L139 195V196ZM155 195H157V192H156V194ZM28 196V197H27ZM66 196L64 197V198H62L63 200H69L68 199V196H67V199H66ZM90 196V197H89ZM102 198H101V197ZM9 197V198H8ZM74 197V198H75ZM86 197H84V198H86ZM109 197H111V196H109ZM139 197H141V198H139ZM216 196H214V198H212L211 200H215L214 202H212L211 200V202L213 203V205H214V207H215V205L217 204V203H222V201L219 199V197H218V199H217V197L215 198ZM263 199H262V198ZM3 198V197H2ZM16 198V197H15ZM22 198L25 200V202L28 204L27 206L28 207H26L25 205L23 206V200H22ZM48 198V199H47ZM76 198V199H77ZM88 198H86L85 200H87ZM168 198V201H169V203L172 201H174L173 200V198H174V196L172 197V195L171 194H168V195H166V197H165V199H167ZM171 198V199H170ZM260 198V199H259ZM1 199V198H0ZM27 199V200H26ZM62 199H60V201L62 202L63 200ZM71 199V198H70ZM76 199H73V200H71V201H73V202H75V205L77 206V204H78V201H76ZM98 199H100L101 200V202H99L98 201ZM155 199V200H156ZM263 201H262V200ZM7 200V201H6ZM31 200V201H30ZM37 200H39L41 203H43V206H42V204L40 203H38V205H40V207L42 208V210H43V208L45 207V209H46V211L45 212H43L44 214H42L43 215V217L40 219V215H41V211H40V209H38L39 207H36V203H37ZM50 200H52V201H50ZM75 200V201H74ZM90 200V199H89ZM142 200H144V198H142ZM48 201H49V203H48ZM59 201V200H58ZM57 201V202H58ZM70 201V200H69ZM145 201V200H144ZM167 201V202H168ZM217 201V202H216ZM219 201V202H218ZM261 201H262V203H261ZM15 202V201H14ZM25 202H24V204H25ZM56 201H55V203H57ZM77 202V203H76ZM80 202H82V200L80 201ZM253 202V201H252ZM2 203H0V205L2 204ZM16 203V202H15ZM59 203V202H58ZM215 203V204H214ZM44 204H45V206H44ZM59 204H61V203H59ZM68 204H71L70 205V207H71V209H73V207H76L75 205H73V203L71 202V203H68ZM80 204V203H79ZM95 204V205H96ZM3 205V204H2ZM2 205H1V207H2ZM18 205V206H17ZM53 205H55V204H53ZM58 205V204H57ZM57 205H55V206H57ZM62 205V204H61ZM83 205H84V211L83 210H81L82 208H83ZM88 206V204H83V203H81V206H82V208H80L81 206H78V208H79V210L78 209H74V211L72 212V213H75L76 215H77V212L78 211H82L81 212V214L83 213V212H85L87 209L89 210V208H87V206ZM134 206L133 205V203L131 204V202H129V209L126 211V215H127V217H128V219L132 216V215H140V213H141V211L139 210V209H137L135 206V209L136 210H138V212L135 210V209H133L134 207H132V206ZM143 205H145V204H143ZM223 205V204H222ZM51 206V205H50ZM217 207H222L221 206V204H217L216 205ZM260 207V208H258L257 210H256V208L255 209H253V207ZM0 207V208H1ZM48 207V208H47ZM87 209H86V208ZM89 207V206H88ZM113 207V208H112ZM131 207V208H130ZM140 207H138V208H140ZM217 207H216V209H217ZM51 208V207H50ZM77 208V207H76ZM244 208V206L242 207V209ZM3 209H4V207H3ZM27 209V210H26ZM44 209V210H45ZM225 209V208H224ZM6 210V209H5ZM43 210V211H44ZM130 210V211H129ZM250 210H254L255 212L256 211H258V213H256V214H254L255 215V219L253 218L254 217V215H251V214H253L254 212H252L251 214L249 213V212H251ZM262 212H261V211ZM18 211H20L19 213H21L20 214V216H19V214L17 215V213H18ZM23 211H28V212H30L31 213V215H30V213H29V215L27 216V213L28 212H23ZM72 211V210H71ZM70 210L68 211V213L69 212H71ZM116 211H117V209H116ZM137 212V214H136V212ZM228 211V209H226V211L225 212H227ZM260 211V212H259ZM5 212H8V211H5ZM15 212V213H14ZM17 212V213H16ZM118 212V211H117ZM129 212V213H128ZM132 212V213H131ZM134 212V213H133ZM140 212V213H139ZM23 213H25V214H23ZM47 213V214H46ZM71 213V214H72ZM112 213H113V210H112ZM120 210H119V212H118V215L119 216H117L116 214V212L114 213L116 216H114V214H111V216H109L108 215V219H110V220H114V219H118V220H120L121 219V215L123 216V214L122 213H120ZM139 213V214H138ZM222 213H224V211L222 212ZM14 214H16L17 216L15 217V215ZM33 214V215H32ZM46 214V215H45ZM78 214H79V212H78ZM124 214V215H125ZM141 214H143V213H141ZM258 214V215H257ZM264 214V213H263ZM3 215V216H4ZM14 215V216H13ZM38 218V220L37 219H35L34 217L35 216ZM126 215H125V217H126ZM220 215V214H219ZM251 215V216H250ZM22 216V217H21ZM30 216V217H29ZM47 216H48V218H47ZM65 216V215H64ZM68 216V214L66 215V217ZM70 216H72V215H70L69 214V217ZM73 216H74V214H73ZM141 216V215H140ZM143 217H144V215H142ZM141 216V217H142ZM202 216V217H201ZM200 216V218H199V220H201V218H203L204 217V215H201ZM12 217H13V219H12ZM29 217V218H28ZM65 217V218H66ZM75 217V216H74ZM76 217H78V215L76 216ZM126 217V218H127ZM140 217V218H141ZM142 217V218H143ZM231 217V216H230ZM250 217V218H249ZM255 220V221H252V222H255L256 223V221H257V224H255L256 226H254V224L250 221V220H253L252 218ZM30 218H32V219H30ZM65 218H60L59 219V221H57V223L59 224V229L61 228L62 230H64V227H66L67 229H70L71 228V224H73V221L75 220V218H74V220H72V218L73 217H70L71 219H69L68 218V220H66ZM122 218H124V216L122 217ZM126 218H124V219H126ZM139 218V217H138ZM139 218V219H140ZM140 219V225H143L144 224V222L146 221L145 219H146V217L145 218H143V219ZM232 218V217H231ZM5 219H6V221H5ZM43 219V220H42ZM51 219V220H50ZM204 219V218H203ZM235 219H236V221H238V223L239 224H235ZM263 220H264V218H262ZM261 219V220H262ZM28 220L29 221H31L32 222V224H31V222H28ZM37 220V221H36ZM55 220H58V219H55ZM143 220V222H141ZM2 221V222H3ZM42 221V222H41ZM121 221H123V224H124V222H125V224L127 223V219H126V221H124V220H121ZM207 221H208V219H207ZM2 222H0V223H2ZM209 222V221H208ZM243 222H244V225H242L243 224ZM263 223L264 221H260V223ZM24 223V224H23ZM26 223V224H25ZM28 223H29V228H26L25 226H27L28 225ZM60 223H62V224H60ZM68 223V224H67ZM122 223V222H121ZM237 223V222H236ZM249 224L248 226L246 225V224ZM31 224V225H30ZM36 224H38V225H36ZM233 224H235V225H233ZM5 225H7V226H5ZM11 226V227H9V226ZM16 225V226H15ZM24 225V226H23ZM33 225V226H32ZM62 225V226H61ZM68 225H69V227H68ZM246 225V226H245ZM264 225V224H263ZM262 225V226H263ZM0 226H2L1 224H0ZM12 226H14V227H12ZM32 226V229H33V227H34V231H33V233L32 232H30L28 229H30V227ZM58 226V225H57ZM61 226V227H60ZM64 226V227H63ZM133 226L134 227H132V229H134L135 231H138L137 230V228L138 229H140L141 227L140 226H135V224L133 223ZM247 227L245 230H244V228L245 227ZM261 225H259V227H261V228H264V227H262ZM6 227V228H5ZM8 227V228H7ZM16 227V228H15ZM19 227V228H18ZM20 227H23V228H20ZM29 231V233L26 231V229ZM221 228H223V227H221ZM223 228V229H224ZM10 229V230H9ZM13 229V230H12ZM17 229H19V230H17ZM22 229V230H21ZM15 230V231H14ZM45 230V231H46ZM11 231V232H10ZM18 231V232H17ZM220 231L218 232V235L222 238L224 235L222 234H219L220 233ZM237 231H238V234H237ZM240 231V232H239ZM15 234H14V233ZM19 232L22 234V235H20L19 234ZM46 232V233H47ZM9 234V237H8V239H7V236L8 235H5V234ZM10 233H11V235H10ZM23 233H24V235H23ZM42 233H43V231H42ZM45 232L43 233V234H46ZM232 234H231V238L230 239H232V240H238L237 239V237H236V239L235 238H233L234 236H232ZM14 236V238H12L13 236ZM17 235V236H16ZM41 235V236H40ZM228 235L226 236V238L227 239H229L228 238ZM4 236V237H3ZM24 236V237H23ZM44 236L46 237V238H44ZM3 237V238H2ZM10 237H11V239H10ZM21 237V238H20ZM225 237V236H224ZM19 238V239H18ZM22 238H24V239H22ZM34 238V237H33ZM220 238V239H221ZM226 238H224V239H222V241H220V242H222V243H224V242H226L227 243V245H226V243H224V244H221L220 242V244L218 243L217 244V247L216 246H214V248L212 247L211 248V250H212V252H211V250L208 252V255L206 256L207 258H209L210 260H208V264L210 263L211 264V262L213 263V262H215V263H213V264H218V262H220V263H224V260L227 258V256L226 257H224V254H226V253H223L224 251H226L225 250V247L227 246V247H229L228 246V241H227V239ZM15 239V240H16ZM229 239V240H230ZM20 241V243H19V241ZM223 240H225V241H223ZM14 241V240H13ZM234 241V242H235ZM6 242V241H5ZM6 242V243H7ZM11 242V241H10ZM43 242H44V245H43ZM234 242H232V243H234ZM230 243V242H229ZM236 243V242H235ZM13 244V243H12ZM1 245V244H0ZM14 245V244H13ZM16 245V246H17ZM218 245H220L219 247H218ZM232 244H230V246H231ZM17 246V247H18ZM42 246V247H41ZM77 245H75V247H76ZM79 246H82V245H79ZM223 246H225V247H223ZM5 247H7L8 248V246H6V244H4V248H3V246H2V249L4 250V254H8L9 255V253H8V251L10 250V253L13 251L14 252V256H15V258H17L18 256H17V252H19V250L15 253V251L14 250H17L18 248H20V247H18L17 249H16V247L14 248V250H11V249H13V248H11L12 246H10V249H6ZM83 247V246H82ZM232 247H233V249H234V244L231 246V247H229V250L233 253L234 252V250L232 249ZM76 248H78V247H76ZM76 248H72V250H73V252L75 251V249ZM84 248V247H83ZM83 248H81L80 249V251H82L83 250ZM217 248V249H216ZM0 249H1V247H0ZM6 249V250H5ZM221 249V250H220ZM227 250H228V248H226ZM2 250V251H3ZM8 250V251H7ZM72 250H71V252H72ZM215 250V251H214ZM219 250V251H218ZM6 251H7V253H6ZM80 251H78V254H76V255H73V256H79V254H80ZM84 251H85V249H84ZM81 252V254L82 253H85V252ZM74 253H77L76 251L74 252ZM73 253V254H74ZM217 253V254H216ZM227 253H229L228 255L230 256V252H227ZM231 253V254H232ZM0 254H2V253H0ZM3 254V255H4ZM39 254V253H38ZM37 253H35L34 254V256L35 255H37L36 257H38L39 255H38ZM210 254H211V257H209L210 256ZM213 254V255H212ZM7 255V256H8ZM83 255V254H82ZM223 255V257L225 258V259H223V261L221 260V256ZM5 256V255H4ZM4 256H1L0 255V261H2V260H4V259H2L1 260V258L2 257H4ZM17 256V257H16ZM34 256H33V258H32V260L35 262V261H40L39 260V257H38V260H34ZM77 256V257H78ZM84 256H85V254H84ZM9 258H10V260H11V258L12 257H10V256H8ZM81 257V256H80ZM220 257V258H219ZM9 258H7L6 257V259H8L9 260ZM15 258L13 257V259L15 260ZM41 258V257H40ZM76 258V257H75ZM79 258V257H78ZM77 258V259H78ZM84 258V257H83ZM207 258L205 259V262L206 263H204V264H207ZM229 258V257H228ZM5 259V260H6ZM35 259H37V258H35ZM79 259H81L82 260V258H79ZM78 259V260H79ZM220 259V260H219ZM2 261V264H4V263H8V264H14L15 263V261L14 260H12V261ZM17 260V259H16ZM32 260H31V262H32ZM42 260V259H41ZM80 260V261H81ZM217 260H218V262H217ZM17 262H18V260H17ZM226 262V261H225ZM39 263V262H38ZM1 264V263H0ZM17 264V263H16ZM31 264H33V263H31Z\"/></svg>",
    "mask_w": 264,
    "mask_h": 264
},
{
    "label": "bare ground",
    "instance_id": "bare-ground-1",
    "mask_svg": "<svg viewBox=\"0 0 264 264\" xmlns=\"http://www.w3.org/2000/svg\"><path fill=\"white\" fill-rule=\"evenodd\" d=\"M8 1V2H7ZM0 0V36H2V35H4V36H6V35H9V33L7 32V31H5V28H6V30H8V31H11V33L13 32H15L16 34L14 35L13 34V39L12 40H16L17 39V42H16V45H14V44H12V42H10L11 43V45L13 46H10V45H8L7 43H6V41H5V39L3 38H1L0 37V81H1V83H3V84H0V92L1 91H6V89H3V87L5 86V85H7V86H9L8 88L10 89L11 88V90H12V95H10L9 93L11 92V90L10 91H6L8 94H9V96H11V97H13V95H14V98L15 99H13V100H11L12 98L11 97H9V98H5V99H9L8 100V102L10 103L11 101H14V102H18V104L20 105V104H22V102L20 103V100L22 101V98L20 97V96H23L22 94H21V91H23V90H21V89H19L21 86L20 85H18V87H17V83H15L16 84V86H15V84L12 82V80H10V77H12V75L11 74H14V73H12L14 70V68H16L15 70L16 71H19L20 69H21V67L20 66H22V64L19 66L20 68H18V63L20 62V60L21 59H23L22 57H24L23 55H22V57H19V58H21L20 60H19V62L17 61L18 60V57H16L15 55L12 57V56H10V57H12V59L13 60H15V58L17 59V60H15L14 62L15 63H17V67H13V69L11 68L12 67V65L14 64V62L12 63L11 61V63H10V67H8L9 65H7V61L9 62V52H10V54H11V52H12V55L15 53V49H17L16 51H18V50H20L21 49V47H22V45L23 46H25V44L26 43H24V42H26V40L25 41H23V44H22V41H21V39L20 38H22V40H24L23 39V37L26 39V35H27V31L28 30H25V29H28V28H30V24H29V26H28V24H27V22H25V24H24V19L25 18H22V16L24 15H22V13H26V14H28V12H29V14H30V16H31V13H32V18H34V17H36L35 19H36V22H37V18H39V17H37V15L39 14V12L40 11H42V12H40V14H42V15H40L39 14V16L42 18V16H43V20L42 21H39V19H38V21L40 22V23H43V22H47V21H53L54 23H57L59 26H55L54 24H52L53 22H48L49 23V25H50V27L51 26H55L56 27V29L58 30V28H59V31H57L58 32V34L56 35V37H58V38H61V40L63 39L64 41H67V39H68V35H70L72 32L71 31H75V23L73 24V25H71V23H73V22H71L70 24H68L69 22H70V20H72L71 18L73 17L72 15H74L75 13H76V10H75V13L74 14H69V12L71 11L70 9H71V7L70 8H68V5H71V4H69L68 2H69V0H68V4L66 3V5L65 4H62V3H60L61 1L59 0L58 2H57V0H51V1H53V3L50 1V0H12V1H9V0ZM25 1H26V4H27V7H29L30 9H28L27 7H23L24 6V4H25ZM27 1H28V3H27ZM72 1V0H71ZM71 1H70V3H71ZM77 1V0H76ZM119 1V0H118ZM117 1V2H118ZM121 1V0H120ZM123 1H125V3H127V1L128 0H123ZM136 1V0H135ZM141 1V0H140ZM140 1H137V4L140 2ZM166 1V0H165ZM182 1V0H181ZM5 2H7L6 4L9 6V8H6V4H4ZM11 4H10V3ZM73 2V1H72ZM74 2H75V0H74ZM79 2H80V5H82L83 4V2H81V0H79ZM85 2V1H84ZM108 2V1H107ZM106 2V0H105V2H103V3H107ZM131 2H132V0H131ZM134 2V1H133ZM143 2H144V0H143ZM151 2V1H150ZM65 3V2H64ZM77 3V2H76ZM76 3H74V4H76ZM82 3V4H81ZM86 3V2H85ZM122 3V2H121ZM129 3V2H128ZM195 3V2H194ZM3 4H4V6H5V8H6V10H7V14H5L4 13V11H6L5 10V8H4V6H3ZM29 4V5H28ZM78 4V3H77ZM76 4V5H77ZM108 4H109V2H108ZM108 4H107V6H108ZM118 4V3H117ZM123 5H124V8H126V6H125V4L124 3H122ZM130 4V3H129ZM132 4H134V3H132ZM51 7H49V6ZM73 5V4H72ZM106 5V4H105ZM119 5V4H118ZM118 5H117V7H118ZM122 5V6H123ZM136 5V4H135ZM26 6V5H25ZM83 6H84V4H83ZM134 6V5H133ZM149 6H151V5H149ZM82 7V6H81ZM136 7V6H135ZM50 8V9H49ZM72 8H74V7H72ZM84 8V7H83ZM104 8V7H103ZM110 8H111V6H110ZM24 9H27L28 11H23ZM67 9H69V11L67 10ZM114 9V11H112V12H114V13H116L115 12V8H113ZM118 9V8H117ZM83 10V9H82ZM125 10V9H124ZM136 10V9H135ZM74 11V10H73ZM117 11H119L120 12V10H117ZM121 11H123L122 9H121ZM126 11V10H125ZM154 11H155V9L153 10V13L152 14H154ZM72 12V11H71ZM79 10H78V13H77V15H79ZM84 12H85V10H84ZM108 12H110V10L108 11ZM136 12V11H135ZM38 13V14H37ZM111 13V12H110ZM122 13V12H121ZM156 13V12H155ZM3 14L4 15H7V16H3ZM113 14V13H112ZM133 14V13H132ZM77 15H76V17H77ZM115 14H113V16H114ZM118 15V14H117ZM151 15V14H150ZM44 16H45V18H52V19H50V20H46L45 18H44ZM69 16V17H68ZM111 16V15H110ZM121 16V15H120ZM131 16V15H130ZM154 16V15H153ZM90 17V16H89ZM116 17V16H115ZM118 17H119V15H118ZM221 17V16H220ZM28 18V17H27ZM70 18V20H68ZM74 18H75V15H74ZM78 18V17H77ZM120 18V17H119ZM118 18V19H119ZM124 18V17H123ZM123 18H120V19H123ZM196 18V17H195ZM34 19V20H35ZM44 19H45V21H44ZM119 19V20H120ZM126 19V18H125ZM23 20V21H22ZM31 20V19H30ZM74 20H77L76 18L75 19H73V21ZM99 20H101V19H99ZM105 20V19H104ZM119 20H117V22L119 23L120 21ZM68 21V22H67ZM77 21H79V20H77ZM76 21V22H77ZM86 21V20H85ZM103 21V20H102ZM107 21V20H106ZM31 22H32V20H31ZM66 22V23H65ZM23 23V24H22ZM48 23H47V26H48ZM122 23H124V22H122ZM128 23V22H127ZM149 23V22H148ZM52 24V25H51ZM111 24H112V22H111ZM126 24V23H125ZM25 25V26H24ZM43 25V24H42ZM70 25V26H69ZM77 25V24H76ZM95 25H97V24H95ZM109 25V24H108ZM119 25H121V24H119ZM124 25V24H123ZM22 26H23V28H22ZM44 26V25H43ZM42 26V27H43ZM46 26V25H45ZM71 26H73L74 27V29L73 30H71L70 31V29L72 28ZM81 26H82V24H81ZM94 26V25H93ZM115 26H118V25H115ZM151 26V25H150ZM28 27V28H27ZM36 27V26H35ZM55 27L52 29V32L54 31V34H55ZM58 27V28H57ZM71 27V28H70ZM111 27V26H110ZM128 27V26H127ZM22 28V29H21ZM44 28V27H43ZM70 28V29H69ZM82 28V27H81ZM80 28V29H81ZM4 29V30H3ZM23 29H24V31H25V35L23 36V34H22V32L21 31H23ZM45 29V28H44ZM68 29V30H67ZM77 29H79V27L77 28ZM76 29V30H77ZM79 29V30H80ZM90 29V28H89ZM103 29H105V28H103ZM131 29V28H130ZM134 29V28H133ZM3 30V31H2ZM30 30V29H29ZM47 30V29H46ZM49 30L51 31V29L49 28ZM86 30V29H85ZM245 30V29H244ZM7 32L6 33V35H5V33L3 34V32ZM31 31V30H30ZM33 31V30H32ZM32 31L30 32L31 33V35H33L32 34ZM49 31V32H50ZM71 33H70V32ZM81 31V30H80ZM80 31H76L77 33H79ZM83 31V30H82ZM81 31V32H82ZM99 31V30H98ZM123 31V30H122ZM48 32V31H47ZM52 32H50V33H52ZM65 33L64 34V36H65V38H62L61 36H63V34L62 33ZM67 32V33H66ZM69 32V33H68ZM116 32V31H115ZM1 33H2V35H1ZM10 33V34H11ZM24 33V32H23ZM60 33V34H59ZM139 33V32H138ZM22 34V35H21ZM73 34V33H72ZM82 34V33H81ZM85 34V36H86V33H84ZM84 34H82V35H84ZM94 34V33H93ZM114 34V33H113ZM12 35V34H11ZM11 35H9V36H11ZM21 35V36H20ZM28 35H29V32H28ZM49 35V34H48ZM3 36V37H4ZM8 36V37H9ZM15 36V37H14ZM18 38H17V37ZM26 36V37H25ZM51 36V38H52V35H50ZM54 37H55V35H53ZM63 36V37H64ZM76 36V35H75ZM77 36H79V34H77ZM76 36V37H77ZM100 36V35H99ZM8 37H6V38H8ZM11 37V38H12ZM28 37H32V36H28ZM37 37H38V34H37ZM40 37V36H39ZM56 37H55V39H56ZM67 37V38H66ZM69 37H71L72 38V35L71 36H69ZM75 37V38H76ZM79 37H81V36H79ZM78 37V38H79ZM87 37H88V34H87ZM87 37H85L86 39H87ZM97 37V36H96ZM147 37V36H146ZM71 38L69 39V40H71ZM73 38H74V36H73ZM81 38H83V37H81ZM226 38V37H225ZM230 38V37H229ZM66 39V40H65ZM89 39V38H88ZM87 39V40H88ZM91 39V38H90ZM130 39V38H129ZM137 39V38H136ZM8 40V39H7ZM28 40H30V39H28ZM27 40V41H28ZM51 40V39H50ZM50 40H48V41H50ZM54 40V39H53ZM53 40H51L52 42H53ZM74 40H80L79 42L80 43H82L81 41V39H74ZM240 40V39H239ZM259 40V39H258ZM50 41V42H51ZM57 41V40H56ZM64 41H62V43H61V41H60V39H58V42H55V43H53L50 47V52H53L52 54H55L56 55V53L55 52H57V49H58V45L59 44H62V47H63V50L65 49L64 47V44L66 43H63ZM73 40H71V42H72ZM83 41H84V39H83ZM105 41V40H104ZM118 41V40H117ZM171 41V40H170ZM237 41V40H236ZM8 42V41H7ZM60 42V43H59ZM69 42V41H68ZM68 42H67V44H68ZM259 43H260V41H258ZM59 43V44H58ZM75 43V42H74ZM84 43V42H83ZM257 43V42H256ZM28 44V43H27ZM49 44H51V43H49ZM85 45L86 44H88L87 43V41H86V43H84ZM235 44V43H234ZM237 44V43H236ZM258 44V43H257ZM255 45V46H257V47H255V49H254V51H252L251 50V52H252V54H253V58L252 59H256L255 57H257V55L259 54V55H261V52L262 51H260L258 48H259V46H261V44L258 46V45ZM70 45V47H71V45L72 44H69ZM69 45H68V47H69ZM78 46H79V44H77ZM90 45V44H89ZM95 45V44H94ZM93 45V46H94ZM118 45V44H117ZM251 45H253V44H251ZM14 46H16V48L14 47ZM75 46V45H74ZM73 46V47H74ZM88 46V45H87ZM87 46H85L84 47V45H82V47L83 48H85V49H87ZM227 46H228V44H227ZM10 47H12L13 48V50L12 51H9L11 48ZM28 47H30V45H28ZM27 47V48H28ZM39 47V46H38ZM69 47V48H70ZM102 47V46H101ZM224 47H226V43H225V46ZM252 47V46H251ZM250 47V48H251ZM253 47V48H254ZM262 47V46H261ZM264 47V46H263ZM10 48V49H9ZM15 48V49H14ZM25 48V47H24ZM43 48V47H42ZM45 48V47H44ZM59 48H60V46H59ZM66 48H67V46H66ZM69 48H67V49H69ZM253 48H251V49H253ZM259 50V51H257V49ZM22 49H23V47H22ZM21 49V50H22ZM33 49V48H32ZM40 49H41V46H40ZM52 49L54 50V51H52ZM81 49V48H80ZM79 49V50H80ZM224 49H226V48H224ZM232 49V48H231ZM261 49V48H260ZM20 50V51H21ZM27 50V49H26ZM61 50V49H60ZM75 50H77V48L75 49ZM79 50H77V52L79 51ZM88 50V49H87ZM86 50V51H87ZM227 50H229L228 48H227ZM233 50V49H232ZM28 51V50H27ZM62 51V50H61ZM72 51H73V49H72ZM85 51V52H86ZM184 51V50H183ZM197 51V50H196ZM230 51V50H229ZM8 52V53H7ZM21 52H23V50L21 51ZM24 52H25V50H24ZM66 52V51H65ZM65 52H63V54H65ZM67 52H70V50L69 51H67ZM82 52H84V51H82ZM82 52H79L80 54L82 53ZM84 52V53H85ZM92 52V51H91ZM258 52V53H257ZM26 53V52H25ZM46 53V52H45ZM58 53H59V49H58ZM61 53V52H60ZM187 53V52H186ZM186 53H185V55H186ZM237 53V52H236ZM248 53V52H247ZM256 53H257V55H256ZM16 54V53H15ZM62 54V53H61ZM86 54V53H85ZM88 54V53H87ZM101 54V53H100ZM238 54V53H237ZM37 55V54H36ZM48 55V54H47ZM54 55V56H55ZM58 55V54H57ZM60 55V54H59ZM126 55V54H125ZM232 55V54H231ZM239 55V54H238ZM258 55V56H259ZM26 56H28V55H26ZM29 56H30V54H29ZM45 56H46V54H45ZM49 56V55H48ZM54 56L52 55V58L54 59ZM62 57H63V55H61ZM60 56V57H61ZM73 56V55H72ZM83 56V55H82ZM81 56V57H82ZM87 56V55H86ZM93 56V55H92ZM95 56V55H94ZM101 56V55H100ZM129 56V55H128ZM184 56V55H183ZM195 56V55H194ZM241 56V55H240ZM243 56V55H242ZM242 56H241V59L239 60L240 62L238 63L239 64V70H238V66H236L237 67V70L238 71H236L235 72V77L237 78V75L239 76L238 77V81H239V79H241V81H240V83H242L243 81H245L244 82V84H247L246 82H247V80H244L245 79V77L247 76L246 74H247V72L251 75V73L253 72H251L250 70L253 68L252 67V64H256V63H258V62H256V60H254L256 63H252L251 64V61L249 60V55H247L246 54V58H242ZM245 56V55H244ZM251 56V55H250ZM262 56V55H261ZM261 56H259V58H257V61L261 58ZM31 57H33V59H35L34 58V56L32 55ZM47 57V56H46ZM55 57H57V56H55ZM59 57V56H58ZM57 57V58H58ZM69 57V56H68ZM84 57V56H83ZM83 57H82V59H83ZM121 57V56H120ZM186 57V56H185ZM26 59H27V57H25ZM38 58H39V56H38ZM42 58V57H41ZM65 58V60H66V56L65 57H63V59ZM85 58V57H84ZM87 58V57H86ZM85 58V59H86ZM173 58V57H172ZM175 58V57H174ZM180 58V57H179ZM11 59V58H10ZM44 59V58H43ZM52 59V60H53ZM61 59V58H60ZM60 59H58L59 60V62L58 63H62V61L60 60ZM82 59H80V60H82ZM85 59H83L81 62H80V65L82 64V63H86V62H88L87 61V59H86V61H84ZM118 59V58H117ZM134 59V58H133ZM176 59V58H175ZM197 59V58H196ZM234 59V58H233ZM29 60V62H30V60H32V59H28ZM38 59H36V61H37ZM41 60V59H40ZM57 60V59H56ZM57 60V61H58ZM69 60V59H68ZM201 60V59H200ZM203 60V59H202ZM237 60V59H236ZM22 61H24V60H22ZM33 61V60H32ZM35 61V60H34ZM43 60H41V61H37V62H35V64H36V68L33 70L34 72H36V75H37V77L40 75V73L41 74H43L45 71H46V69L47 70H49L48 72H46V73H49V76H46V78H45V76H44V78H43V75H46V73L45 74H43V75H40L38 78L39 79H41L42 78V81H45V82H43L44 84L45 83H47V85H45V86H47V87H44V88H47L45 91H47V93H49V99L52 97L51 95H53V97H54V101H53V97L51 98L52 99V101H50V102H52V105L53 106H51V107H53V110L55 111V105L57 104V102H58V98L57 97H61V96H63V98H65V97H67L68 95H69V93H71L72 94V92L75 90V87L76 86H74V88H73V83H74V80L75 79H73L72 77H69V74L71 75V73H69L68 74V71L70 72L72 69H67L68 67V65H63L64 67H67V68H65V69H63L64 71H62V72H64V73H62V74H64L65 75V73H67L66 75H67V77L68 78H66V75H65V77H64V75H63V79L64 78H66V79H62L60 76H61V74L59 75L58 74V76L57 77H55L54 78V76L52 77H50V73L51 72H53V74H56V72H57V70L55 71H52L53 69L51 68L52 67V65L50 64V61H43L44 62V64H48V66H46V65H44L43 64V62H42ZM54 62H55V60H53ZM56 61V62H57ZM64 61V60H63ZM84 61V62H83ZM131 61V60H130ZM175 61V60H174ZM194 61V60H193ZM235 61V60H234ZM254 61H252V62H254ZM181 62V61H180ZM236 62L237 61H235V63L234 64H236ZM260 62V64H261V61H259ZM38 63H39V66H38ZM67 63H69V61H67ZM89 63V62H88ZM92 63V62H91ZM188 63V62H187ZM227 63V62H226ZM26 64V63H25ZM25 64H23V65H25ZM49 64L51 65L50 66V68H51V70H50V68H49ZM53 64V63H52ZM62 64H64V63H62ZM66 64V63H65ZM135 64V63H134ZM30 65H31V62H30ZM34 65V64H33ZM86 65V64H85ZM94 65V64H93ZM132 65V64H131ZM259 65V64H258ZM14 66H15V64H14ZM32 66V65H31ZM55 66V65H54ZM84 66V65H83ZM25 67V66H24ZM28 67V66H27ZM34 67H35V65H34ZM39 67H40V69H39ZM44 67H46V69H44ZM56 67V66H55ZM63 67V68H64ZM85 67V66H84ZM150 67V66H149ZM251 67V68H250ZM257 67V66H256ZM259 67V68H258ZM257 68L260 70V71H262L261 69H260V65L258 66ZM26 68V67H25ZM31 67H29V69H30ZM33 68V67H32ZM49 68V69H48ZM56 68H58V66L56 67ZM62 67H60V69H61ZM87 68V67H86ZM10 70L11 71V74H10V72L8 71V70ZM23 69V68H22ZM21 69V70H22ZM27 69V68H26ZM37 69V70H36ZM83 69V68H82ZM256 69V68H255ZM257 69V70H258ZM20 70V71H21ZM39 70V71H38ZM44 70V71H43ZM58 70H59V68H58ZM62 70V69H61ZM67 70V71H66ZM80 70V69H79ZM84 70V69H83ZM240 70H242V71H240ZM257 70H256V72H254V73H258L257 72ZM9 73H8V72ZM27 71V70H26ZM29 71V70H28ZM32 71V70H31ZM43 73H42V72ZM51 71V72H50ZM15 72V71H14ZM37 72L39 73V75L37 74ZM59 72V71H58ZM57 72V73H58ZM82 72V71H81ZM80 72V73H81ZM85 72V71H84ZM87 72H88V70H87ZM125 72V71H124ZM251 72V73H250ZM27 73V72H26ZM83 73V72H82ZM81 73V74H82ZM260 73V72H259ZM258 73V74H259ZM10 74V75H9ZM17 74H21V75H23V73L21 72H18ZM34 74V75H33ZM73 74L74 73H72V75L71 76H73ZM257 74V75H258ZM6 75H8L9 76V79L7 78L8 76H6ZM21 75H19L18 76V81H20V79H22L23 81H24V83H26L25 82V80L22 78L23 76H21ZM29 74H27L26 76H28ZM32 76H35V73H32L31 74ZM74 75H76V74H74ZM79 75V74H78ZM78 75H76V76H78ZM85 75H86V73H85ZM256 74L254 75V78H256L257 80L258 79H262L263 77H260L259 75H261V73L257 76ZM6 76V77H5ZM20 76H21V78H20ZM30 76V75H29ZM28 76V77H29ZM80 76V75H79ZM83 76H84V73H83ZM130 76V75H129ZM231 76V75H230ZM234 76V75H233ZM258 78H257V77ZM4 77H5V79H7V80H10L13 84H14V86H15V88L13 87V84L11 83V82H9V85H8V83H5V81L3 82L1 79H4ZM47 77H48V80H46L47 79ZM50 77V78H49ZM59 77H60V79H59ZM74 77V76H73ZM81 78H82V76H80ZM85 77V76H84ZM117 77V76H116ZM176 77V76H175ZM183 77V76H182ZM247 77H249V75L247 76ZM246 77V79H248ZM260 77V78H259ZM13 78V77H12ZM58 78V79H57ZM76 79L78 78V77H75ZM30 80H31V78H29ZM34 79V78H33ZM38 79V80H39ZM56 79V80H55ZM85 79V78H84ZM99 79V78H98ZM253 79V78H252ZM255 79V80H256ZM264 79V78H263ZM262 79V80H263ZM30 80H29V82H30ZM37 79H34L33 81H38ZM61 80H62V82H61ZM82 80H83V78H82ZM81 80V81H82ZM86 80V79H85ZM84 80V81H85ZM131 80V79H130ZM177 80V79H176ZM226 80V79H225ZM237 80V79H236ZM256 80V81H257ZM262 80H258V81H262ZM41 81V80H40ZM76 81H78V80H76ZM75 81V82H76ZM87 81V80H86ZM161 81V80H160ZM28 82V83H29ZM59 82V83H58ZM128 82V81H127ZM162 82V81H161ZM254 82V81H253ZM264 82V81H263ZM11 83V84H10ZM40 83V82H39ZM42 83V82H41ZM81 83V82H80ZM82 83H83V81H82ZM96 83V82H95ZM120 83V82H119ZM144 83V82H143ZM239 83V84H240ZM258 83V82H257ZM33 84H35L34 82H33ZM38 83H36V85H37ZM43 84V85H44ZM77 84V83H76ZM84 84V83H83ZM86 84H87V82H86ZM136 84V83H135ZM167 84V83H166ZM236 84V83H235ZM10 85H12V87H10ZM28 85V84H27ZM32 84H30V86H31ZM35 85V86H36ZM82 85V84H81ZM85 85V84H84ZM88 85V84H87ZM92 85V84H91ZM232 85V84H231ZM243 85V84H242ZM250 85V84H249ZM258 85H262V82L260 83V84H258ZM29 86V85H28ZM27 86V87H28ZM30 86L28 87V89L30 88ZM34 86V87H35ZM39 86V85H38ZM42 86V85H41ZM40 86V87H41ZM83 86V85H82ZM86 86V85H85ZM84 86V87H85ZM133 86V85H132ZM155 86V85H154ZM199 86V85H198ZM236 86H238V85H236ZM235 86V87H236ZM244 86V85H243ZM263 86V85H262ZM6 87V86H5ZM25 87V86H24ZM32 87H33V85H32ZM43 87V86H42ZM79 87H80V85H79ZM116 87V86H115ZM239 87V86H238ZM237 87V88H238ZM7 88V87H6ZM19 90V91H17V89ZM22 88V87H21ZM36 88H37V86H36ZM39 88V87H38ZM86 88V87H85ZM147 88V87H146ZM175 88V87H174ZM205 88V87H204ZM207 88H209V87H207ZM253 88V87H252ZM251 88V85H250V88H249V91H250V93H249V95H248V92H247V94L246 95H243L244 97L245 96H249V103L248 104H251L252 103V101L254 102V103H256V101H259V102H264V101H262V100H264V96H259L260 94H262L263 92H264V90H263V88L261 87V89L262 90H260L259 91V88H257L256 90H255V92H253L254 91V89H252ZM14 89H16V91H17V93L18 92H20L18 95H20L19 97H18V95H16V93H14L13 94V91H14ZM28 89H27V91H28ZM35 88H33V90H34ZM79 89H81V88H79ZM236 89V88H235ZM241 88H239V90H240ZM243 89V88H242ZM250 89H252L253 91H251ZM8 90V89H7ZM21 90V91H20ZM30 90V89H29ZM37 90V89H36ZM81 90H83V89H81ZM121 90V89H120ZM147 90V89H146ZM194 90V89H193ZM203 90V89H202ZM224 90V89H223ZM232 90H233V88H232ZM3 91V93L4 94H7L6 92H4ZM38 91V90H37ZM36 91V92H37ZM138 91V90H137ZM181 91V90H180ZM226 91V90H225ZM238 91V90H237ZM259 91V93H257V92ZM263 91V92H262ZM32 92V91H31ZM40 92V91H39ZM61 92H63V93H61ZM75 92V91H74ZM193 92V91H192ZM200 92V91H199ZM220 92H222V91H220ZM227 92H228V90H227ZM234 92V95H235V92L236 91H233ZM241 92H243V90L241 91ZM251 92H253V94H252V99H250V96H251ZM29 93V92H28ZM35 93V92H34ZM42 93H43V90H42ZM79 93V92H78ZM123 93V92H122ZM8 94L6 95V96H8ZM33 94V93H32ZM39 94V93H38ZM38 94H36V96L38 95ZM153 94V93H152ZM221 94V93H220ZM223 95V99H222V103H221V101H220V103H221V105H220V107L219 106H217V107H219V108H221L222 110L219 112V113H223V111L226 113H223V115H227V119H230V120H232L231 122L233 123L232 125H233V131H237L238 132V135H236L238 138H239V141L241 140V142H238L237 140V142H235L234 140L232 141V140H230V138L232 137L230 134H228L229 132H230V130H229V127H224L223 126V129L219 126V124H218V119H217V125H215L214 123V125L216 126L215 128V130H213V132H217V135L216 136H218V138L220 139V140H222V141H217V142H213V141H215V139H217V138H211L213 141H211L212 143V145L210 144V141L209 140H207V139H209V138H207L205 141H204V139H205V136H203V135H198L199 133H200V131L201 130H203V125L201 126V123H202V121H200V123H197V121H195V117H196V115H194L195 113L194 112H196V111H191L190 110V114L191 113H194L193 115L191 114V117L192 118H190V119H192L191 121H194L193 122V124H192V126H194V128L195 127H197L195 130L196 131H193V127L191 128L192 129V131L194 132H192V134H194L193 136H191V137H193V138H191V140L193 139L194 140V142H193V140L191 141L192 143V145L190 146V145H188V146H190V147H188L189 149L191 148V151L189 152L190 153V158L187 160L186 159V162H184V163H182V161L183 160H181V162H180V165H179V163L176 165V168L174 167V166H172V164L174 165V163H172V164H168V167L170 168H166V169H169L168 171H167V173L169 174V176H170V182L167 184L166 182V184H167V187H168V190L167 191H165L164 189H162V190H164L163 192H162V197H158V193H159V190L158 191H156L157 190V188H156V190H155V181L157 180V178H153V176H154V174H156V173H154V174H152L153 172H156V171H153L151 174L149 173V172H151V168L150 167H148V169L150 168V171L146 168V166L144 167V170L145 171H149L147 174V176L145 175V173H143L142 172V170L140 169V166H139V164H142V166H143V158H139L138 156H136L135 154V156H136V158L137 159H140V161H141V163H140V161H139V164H138V168L140 169V170H138V168H135V167H137L134 163H135V161H137V160H135L136 158H133V157H135V156H133V157H131V156H129L130 154H128V152L126 151L125 153L129 156V157H131V158H133L135 161H133L134 163V165L133 164H131L132 163V159L131 158H129V159H131L130 161H129V159L127 160V159H125V157H124V159H125V163H124V159H123V157L119 154L118 155V153H119V149L117 150L116 148H118V147H115V149H116V151H115V149H113L114 148V144H113V142H107L106 144L107 145H105V146H107V149H108V151H109V153H106V149H105V151L103 152L102 150V152L105 154V156H103L105 159H107V163H106V161H105V159L104 160H102L103 161V163H106V165H108L107 167H108V169H109V171H104V172H110V174L109 173H107L108 175H112V176H107V174L105 175L104 173H103V175H102V173H101V176H98V174L100 173H95L97 176V179H96V177H94V175L95 174H93V176L91 175L92 174V169L91 170H88V169H86L87 168V166H86V168H85V170H83L82 168L83 167H85V165H86V162H84V160H83V162L80 164V162H78V161H76V162H78L79 163V166L80 167H82V168H80L78 165V167H75V168H73V165H74V163L72 164L71 162H70V164L68 165V166H66V168H65V173H63V172H57V176L55 175V172H54V174H53V176L55 177H53L54 179H56L57 177H58V175L60 176V174H62L63 175V177L66 179V178H68V179H66V182H67V180H68V182H69V178H70V180L71 181H73V180H75L76 181V177H78V176H80V175H78V176H76L77 175V173L78 174H81V176H84V172H85V176H86V180H84L85 178L84 177H78L79 179V183H83V181H86L87 183H88V181L90 182L91 180L92 181H96L94 184H93V182L91 181V184H89L90 186H94L95 187V185H96V187L95 188H97L98 189V191L100 190L101 191V189L103 190L102 192L104 193L105 191L104 190H106V192L105 193H108L109 192V196H111V197H109V196H107V194L105 195V194H102V196L104 195V196H107L109 199H111L110 200V202H111V204H112V206L114 207H112L113 209H111V211L110 212H108L110 209L109 208H111V205L110 204H108L109 205V208H105V206L107 205V204H105L104 203V201H102L103 202V206L102 205H99L98 206V203L95 205L94 203H92V200H93V197L91 198L90 196H92L90 193H89V189H86V190H84V188H82L83 190H80L78 187V189L76 188V187H72L71 188V186H72V184L73 185H75V181H73V183L71 184V186H66V191L65 190H62V193H64L65 194V196H66V194L68 193L67 192V189L70 187L71 189H70V194H73V195H71V196H73V197H70V195L69 194H67V196H68V199L70 200H63L62 198H64L65 196L63 195V194H61V193H59L58 192V194H56L55 196H58L57 198L58 199H56L55 197H53V198H55V201L57 202L58 200V202L59 203H61V204H59L58 202L57 203H55V201L54 202H52L53 204H55V205H57V206H55V205H53V204H50L49 203V201H48V203H49V205H48V207H49V209H47V210H49V215L48 216H53V217H51L53 220H51V222L50 223H52L53 222V224L51 225L52 226V232L50 233L51 235H47V234H49L48 232H47V230L46 229H43V228H41V231H38V234H37V236H39V233H41L42 235H46V237L49 239V237L51 238V240H50V242H48V243H46L45 244V246H43L44 248H38L40 245H38V244H41V242L39 241V240H37V238H35V236H32V234H30V235H28V236H26L25 237V239L24 238H22V239H24L23 241H21L22 243H21V246H20V244H19V246L17 245L18 243L17 242H15V241H17V239H16V237H15V239H13V240H8V242H7V240L5 239V240H3L4 242H1L0 241V247H1V249H0V253H2V254H0L1 256H4V257H2L1 258V260L2 259H6V257L7 258H9L8 256H10V257H12L11 258V260H10V258H9V260L10 261H12V260H14L13 259V257L15 258V256L13 255L14 254V252L12 251L11 253H10V250L8 251V253H9V255L7 256L6 254H4L3 252H4V250L2 249V246H3V248H4V244H6V246H8V248L7 247H5L6 249H10V246H12L11 248H13V249H11V250H14V248L16 247V249L18 248V247H20V248H18L17 250H14L15 251V253L19 250V252H17L18 254H17V258H15V263L14 264H31V263H33V264H204V263H206L205 262V259L207 258L206 256L208 255V252L211 250V248L213 247L214 248V246H216L217 247V244L220 242V241H222V239H224V238H226V236L228 235V234H226L225 235V233H223L222 232V234L225 236H223L222 238L218 235V232L220 231V230H227V228L226 227H228V226H230L228 223H230L231 225H232V223L234 222L233 220V218L235 217L234 215V212L235 211H237V210H239V208H241V211L242 210H244V209H246V211L245 212H242V214H241V212L239 211V215L241 216V218H242V220L243 219H245V221H246V219H247V221H248V213H247V209H248V207H250L249 205L252 203L253 205H254V203H256L255 205H258V206H260V202L259 201H257L256 200V198L258 197V196H261L262 195V193L264 192V113H260L261 111L263 112L264 110H262V109H260L258 112L259 113H257V111H255L252 107H254V106H252V107H247L248 106V104L247 105H245V103L243 104L244 105V108H247L248 110H249V108H251V110L252 111H248L247 109H246V111H245V109H242L243 108V105H241L242 107H241V109L240 108H238V106L236 107V105H235V103L234 102H232V104H234L235 106H233L232 107V105H230L231 103H230V101L229 100H231L232 98V96H229L230 94H227L226 92L225 93H222ZM242 94H244V93H242ZM264 94V93H263ZM43 95H44V93H43ZM47 95V94H46ZM74 95V94H73ZM79 95V94H78ZM130 95V94H129ZM142 95H143V92H142ZM213 95V94H212ZM233 95V94H232ZM255 95H257V96H259L258 98H263V99H261V101H260V99L259 100H257V99H255L257 96H255ZM0 96H1V94H0ZM2 96H4V95H2ZM5 96V97H6ZM16 96V97H15ZM25 96V95H24ZM23 96V97H24ZM40 95H38L37 97H39ZM41 96H42V94H41ZM71 96L72 95H70V97H69V99L71 98ZM76 96V95H75ZM126 96V95H125ZM131 96V95H130ZM129 96V97H130ZM156 96V95H155ZM160 96V95H159ZM192 96V95H191ZM195 96V95H194ZM197 96V95H196ZM247 96V97H248ZM253 96H255L254 97V99H253ZM36 97V98H37ZM43 97V96H42ZM123 97V96H122ZM150 97H151V95H150ZM179 97V96H178ZM212 97V96H211ZM230 97V98H229ZM244 97H243V99L241 100V102L243 103V100H244V102L246 101L247 102V97H245L246 99H244ZM17 98V99H16ZM36 98H34L35 99V101H36ZM40 98V97H39ZM47 98V97H46ZM45 98V100H46V102H48L47 101V99ZM62 98V99H63ZM68 98V97H67ZM73 98H76V97H73ZM154 98V97H153ZM157 98V97H156ZM213 98H214V96H213ZM217 98V97H216ZM1 99L3 100L4 99V97H1ZM0 99V104L2 103L1 100ZM5 99L3 100V103H4V101H5ZM44 99V98H43ZM61 99V98H60ZM59 99V100H60ZM78 99V98H77ZM137 99H139V98H137ZM159 99V98H158ZM188 99V98H187ZM198 99V98H197ZM229 99V100H228ZM6 100V101H7ZM18 100V101H17ZM41 100V99H40ZM39 100V101H40ZM44 100V101H45ZM57 100V101H56ZM65 100H66V98H65ZM68 100V99H67ZM66 100V103L68 102ZM71 101L70 102H72V100L73 99H70ZM117 100V99H116ZM148 100H150V99H148ZM240 100V99H239ZM24 101V100H23ZM39 101H37V102H39ZM74 101V100H73ZM134 101V100H133ZM178 101V100H177ZM194 101V100H193ZM202 101V100H201ZM219 101V100H218ZM250 101H251V103H250ZM14 102H12L11 104H5V105H7V107H5V105L2 103V105L1 106H3V110L1 109V111L3 112L2 114H0L1 115V117H2V115H4L5 113H6V115H8V114H10L12 111H10V113H9V111H7L8 109H12V110H16L15 108L17 107H20L21 109H22V107L21 106H23L24 105V102H23V105H21V106H18L17 105V103H15L14 105H13V103ZM41 103H43L42 102V100L40 101ZM39 102V103H40ZM56 102V103H55ZM63 102H65L64 101V99H63ZM131 102V101H130ZM151 102V101H150ZM164 102V101H163ZM200 102V101H199ZM211 102H213V101H211ZM259 102H257V103H259ZM36 103V102H35ZM39 103H37V105H38V107H39V105H41V104H39ZM141 103V102H140ZM149 103V102H148ZM190 103H192V102H190ZM196 103V102H195ZM194 103V104H195ZM209 103V102H208ZM254 103H252V104H254ZM256 103V104H257ZM26 104V103H25ZM50 104V103H49ZM59 104V103H58ZM105 104V103H104ZM112 104V103H111ZM151 104V103H150ZM159 104H160V101H159ZM165 104V103H164ZM178 104V103H177ZM204 104V103H203ZM212 104V103H211ZM255 104V105H256ZM259 104H261V103H259ZM259 104H258V106H259ZM8 105H9V107H8ZM16 105V106H15ZM36 105V104H35ZM37 105L35 106L36 107V109H38L37 108ZM45 105V104H44ZM64 105V104H63ZM63 105H61L60 104V106H63ZM69 105H70V103H69ZM74 105V104H73ZM72 105V106H73ZM167 105V104H166ZM191 105V104H190ZM209 105V104H208ZM217 105V104H216ZM239 105V104H238ZM15 108H14V107ZM26 106V105H25ZM32 106H33V104H32ZM42 106H43V104H42ZM39 107V110H40V108L41 109H44L45 107L47 108V104L45 105V107ZM50 106V105H49ZM57 107H59L58 105H56ZM65 106V105H64ZM68 106V105H67ZM84 106V105H83ZM153 106V105H152ZM161 106V105H160ZM183 107V105H180L179 107ZM210 106H212V108H213V104L212 105H210ZM251 106V105H250ZM5 107V108H4ZM11 107H13V108H11ZM34 107V108H35ZM69 107V106H68ZM68 107H67V109H68ZM77 107V106H76ZM165 107V106H164ZM195 107V106H194ZM234 107H236V108H234ZM239 107H240V105H239ZM0 108H2V107H0ZM8 108V109H7ZM19 108V109H20ZM50 108V107H49ZM69 108H71V107H69ZM73 108V107H72ZM100 108V107H99ZM115 108V107H114ZM205 108V107H204ZM208 108V107H207ZM232 108H234V109H232ZM237 108H238V111H237ZM254 108H256V107H254ZM17 109L16 111L17 112H19V111H23V114L21 115L20 114V112H19V115L18 114H16L15 113V111H13L12 113H11V116L9 115L8 116V118H12V114H15V116H17V117H19V121H20V118H21V121H22V119H25V115H24V110L22 109ZM48 109V108H47ZM47 109H45V113H44V116H46V117H44V116H42V119L43 118H46V119H44V120H46L47 122H48V118H47V116H49V119H51L50 117H52L53 118V116H51V114L53 113L52 112V108H51V111H49V109L47 110ZM56 109H58V111H59V108H56ZM62 109H64V108H62ZM75 109V108H74ZM201 109V108H200ZM217 109V108H216ZM233 111H232V110ZM264 109V108H263ZM71 110L72 109H70V111L68 110V113L70 112L71 113ZM167 110H168V107H167ZM208 110V109H207ZM211 110V109H210ZM226 110V111H225ZM230 110H231V112H230ZM234 110H236V111H234ZM245 111V112H247V114L245 113L244 114V112L243 111ZM258 110V109H257ZM5 111H7V112H5ZM36 111V110H35ZM42 111V110H41ZM44 111V110H43ZM57 111V110H56ZM57 111V112H58ZM125 111V110H124ZM213 111V110H212ZM211 111V112H212ZM255 112L254 114L252 113V112ZM62 112V111H61ZM60 112V113H61ZM65 112H66V109H65ZM115 112V111H114ZM130 112V111H129ZM210 112V113H211ZM215 112V111H214ZM217 112V111H216ZM248 112H250V113H248ZM22 113V112H21ZM33 114V112H30V114ZM41 113V112H40ZM39 112H37V113H35V115L37 114H40ZM112 113V112H111ZM120 113V112H119ZM164 113V112H163ZM219 113L217 112L216 114L217 115H219ZM228 113V114H227ZM232 113V114H231ZM252 113V114H251ZM25 114H27V113H25ZM31 114V116H32V118L34 117L33 115ZM46 114V115H45ZM50 114V115H49ZM73 114V113H72ZM72 114H70V115H72ZM95 114V113H94ZM190 114H189V116H190ZM215 114V115H216ZM250 114V115H249ZM29 115V114H28ZM42 115V114H41ZM53 115V114H52ZM56 115V114H55ZM54 115V120H53V122H55V121H57L58 120V118L56 117ZM58 115V114H57ZM64 115V114H63ZM69 115V114H68ZM68 115H66L65 114V116H68ZM151 115V114H150ZM213 115V114H212ZM211 115V116H212ZM214 115V116H215ZM217 115H216V117L215 118H217ZM253 115V116H252ZM15 116H13V118H15ZM22 116V117H21ZM104 116V115H103ZM126 116V115H125ZM158 116V115H157ZM165 116V115H164ZM182 116V115H181ZM194 116V117H193ZM220 116V115H219ZM218 116V117H219ZM0 117V127L1 128H3L4 130H5V128L8 126V124H4V122L6 121L7 122V120H6V118H5V120H4V117H6V116H3V120H2V118ZM26 117H27V115H26ZM55 117H56V119L57 120H55ZM60 117H62L61 115H60ZM60 117H59V119H60ZM141 117V116H140ZM143 117V116H142ZM210 117V116H209ZM213 117V116H212ZM211 117V118H212ZM10 118V119H11ZM28 119H29V121H31V122H29V126H28V128H30V126L31 127H33V124H34V127L36 126V124H35V120L33 119V120H31V118L28 116L27 117ZM36 118V117H35ZM39 118V119H38ZM37 118V120H41V118L40 117H38ZM62 118H64V116L62 117ZM93 118V117H92ZM112 118V117H111ZM147 118V117H146ZM166 118V117H165ZM175 118V117H174ZM194 118V119H193ZM15 119H17V118H15ZM66 120L68 119V117L67 118H65ZM91 119V118H90ZM124 119V118H123ZM130 119V118H129ZM163 120H164V118H162ZM186 119V118H185ZM197 119H199V118H197ZM209 119V118H208ZM220 119V118H219ZM224 119H226V116H225V118ZM226 119V120H227ZM27 120V119H26ZM61 120H63V119H61ZM68 120H70V119H68ZM72 120V119H71ZM166 120H169V119H166ZM213 120H214V118H213ZM230 120H229V122H230ZM4 121V122H3ZM32 121L34 122V123H32ZM46 121H45V123H46ZM49 121H51V120H49ZM199 121V120H198ZM204 121V120H203ZM211 121H212V119H211ZM210 121V122H211ZM222 121H223V119H222ZM3 122V123H2ZM28 122V121H27ZM40 122V121H39ZM39 122H38V124H39ZM60 122V121H59ZM62 122H64V120L62 121ZM61 122V123H62ZM67 122V121H66ZM70 122V121H69ZM69 122H67V123H69ZM99 122V121H98ZM114 122H116V120L114 121ZM128 122V121H127ZM174 122V121H173ZM176 122V121H175ZM175 122H174V124H175ZM181 122V121H180ZM207 122V121H206ZM228 122V121H227ZM23 123V121L20 123V125ZM25 123V122H24ZM23 123V124H24ZM42 123H44V122H42ZM44 123V124H45ZM130 123V122H129ZM134 123V122H133ZM152 123V122H151ZM177 123V122H176ZM191 123V122H190ZM197 123V124H196ZM223 122H221V124H222ZM19 124V123H18ZM21 125V127H20V125L18 126V125H16L18 128L20 127V128H23V126L24 125ZM32 124V125H31ZM54 124V123H53ZM55 124H57V122H55ZM65 124V123H64ZM116 124V123H115ZM132 124V123H131ZM144 124V123H143ZM181 124V123H180ZM199 124H200V126H199ZM210 124H212V123H210ZM7 125V126H6ZM28 125V124H27ZM27 125H25V126H27ZM49 124H47V126H48ZM51 126H52V124H50ZM68 125V124H67ZM66 125V126H67ZM113 125V124H112ZM124 125H125V123H124ZM177 125H178V123H177ZM222 125H224V124H222ZM230 125V124H229ZM231 125V126H232ZM4 126H5V128H4ZM39 126H41V125H39ZM45 126V128L43 127H41L42 128V130H44V129H47V126L46 125H44ZM61 126H62V124H61ZM72 126V125H71ZM98 126V125H97ZM114 126H116V125H114ZM180 126V125H179ZM190 126V125H189ZM204 126H206L205 125V123H204ZM211 126H213V125H211ZM211 126L210 127H208V128H210L211 129ZM227 126V125H226ZM50 127V126H49ZM199 127L200 128H202L201 130L199 129ZM235 127V128H234ZM0 128V129H1ZM14 128H15V126H14ZM35 128H38V127H35ZM40 128V127H39ZM40 128V129H41ZM71 128V127H70ZM112 128V127H111ZM114 128V127H113ZM179 128V127H178ZM177 128V126H176V128L174 127V129L176 130V129H178ZM190 128V127H189ZM225 128H228V129H225ZM231 128V127H230ZM2 129V130H3ZM15 129H17V128H15ZM64 129H65V127H64ZM116 129V128H115ZM120 129V128H119ZM9 130H11V131H9ZM12 130H13V127H12V129L10 128V124H9V127H7L6 128V130L4 131V132H2L3 134L4 133H8V131L9 132H12ZM26 130V129H25ZM30 130H31V128H30ZM29 130V131H30ZM36 130V129H35ZM39 130V129H38ZM37 130V131H38ZM68 130H69V132H70V129L68 128ZM93 130V129H92ZM103 130V129H102ZM154 130V129H153ZM200 130V131H199ZM209 130V129H208ZM228 130V131H227ZM16 132H17V130H15ZM33 131H34V128H33ZM49 131V130H48ZM63 131V130H62ZM65 131V130H64ZM112 131V130H111ZM179 131V130H178ZM177 131V132H178ZM181 131V130H180ZM204 131V130H203ZM203 131H201L202 132V134H206L205 132H203ZM210 131V130H209ZM211 131H212V129H211ZM14 132V131H13ZM15 132V133H16ZM31 132H32V130H31ZM30 132V133H31ZM42 132V131H41ZM41 132H40V134H41ZM120 132V131H119ZM197 132H198V134H197ZM212 132V133H213ZM228 132V133H227ZM1 133V132H0ZM2 133L0 134V138L2 139V144H1V147H2V150H1V148H0V155H2L4 158H2L1 156H0V178L1 177H3V179L5 178L4 177V174H3V168H4V162H5V160L7 161V159H5L6 158V156L9 154V153H7V152H9V150L8 151H6L7 150V145L9 144V146H10V144L11 143H6L7 141H8V135L6 134V135H4V137H7L6 138V140L5 139H3V135H2ZM36 133V132H35ZM35 133H34V135H31V136H35ZM47 134H48V132H46ZM46 133H45V131H43V133L41 134L42 135V137L45 135L46 136V138H47V135H46ZM61 133V132H60ZM62 133H64V132H62ZM65 133H67V131H65ZM71 133V132H70ZM74 133V132H73ZM110 133V132H109ZM109 133H107V135L109 134ZM209 133V132H208ZM232 133V132H231ZM234 133V132H233ZM233 133H232V135H233ZM13 133H11V135H12ZM33 134V133H32ZM44 134V135H43ZM50 134H51V132H50ZM49 134V135H50ZM106 134V133H105ZM112 134H113V132H112ZM115 135H116V130H115V133H114ZM201 134V133H200ZM215 134L216 133H214V135H212V136H215ZM10 135V134H9ZM13 135H15V134H13ZM37 135V134H36ZM52 135V134H51ZM61 135V134H60ZM126 135V134H125ZM161 135V134H160ZM177 135H179L178 133H177ZM176 135V136H177ZM183 135V134H182ZM208 135V137H209V134H207ZM206 135V136H207ZM230 135V136H229ZM235 135V134H234ZM233 135V136H234ZM44 136V137H45ZM62 136V135H61ZM63 136H64V134H63ZM73 136V135H72ZM96 136V135H95ZM118 136V135H117ZM180 136V135H179ZM215 136V137H216ZM221 136H222V139H221ZM14 137V136H13ZM38 138H39V136H37ZM43 137V138H44ZM66 137V136H65ZM65 137H63V138H65ZM87 137V136H86ZM104 137L105 138H107L108 139V136H104L103 135V138L102 139H104ZM113 137V139H114V136H112ZM112 137L110 138V136H109V138L112 140ZM140 137V136H139ZM152 137V136H151ZM178 137V136H177ZM203 137H204V139H203ZM230 137V138H229ZM235 137V136H234ZM236 137V138H237ZM34 138H36V137H34ZM48 138H49V136H48ZM48 138L47 139H45V140H48ZM52 137L50 136V139H51ZM80 138V137H79ZM83 138V137H82ZM90 138V137H89ZM128 138V137H127ZM143 138H146V137H143ZM163 138V137H162ZM176 138V137H175ZM182 138V137H181ZM195 138V139H194ZM10 139H13L12 138V136L10 137ZM16 139V138H15ZM19 139V138H18ZM27 139V138H26ZM30 139V138H29ZM28 139V140H29ZM39 139H41V138H39ZM133 139V138H132ZM147 139V138H146ZM159 139V138H158ZM169 139V138H168ZM178 139H180L179 137H178ZM224 139H227L226 141H230V143H231V145H230V150L229 149H227V147H226V149L227 150H229V154L227 153V155L225 154V152L224 153H222L223 155H226V157H225V159L224 160H226V162L223 160V158H224V156L222 157V155H221V157L219 158V156L218 155H220V153L222 152V147H221V144H218V143H221V142H224L223 140ZM233 139V138H232ZM32 140V139H31ZM30 140V141H31ZM35 140V139H34ZM38 140V139H37ZM87 140V139H86ZM116 139H114V141H115ZM177 140V139H176ZM175 140V141H176ZM187 140V139H186ZM204 142H203V141ZM10 142H12V144H13V140L11 141V140H9ZM42 141V140H41ZM51 141V140H50ZM61 141V140H60ZM99 141V140H98ZM104 141V140H103ZM121 141V140H120ZM143 141H145V139L143 140ZM161 141V140H160ZM179 140H177V142H178ZM185 141V140H184ZM188 141H189V139H188ZM189 141V142H190ZM202 141V142H201ZM207 141H208V143H207ZM229 141L227 142V143H229ZM0 142H1V140H0ZM15 142H16V140H15ZM14 142V143H15ZM18 142V141H17ZM37 142V141H36ZM38 142L40 143V140H38ZM43 143L42 144H46V146L48 145L47 143H44L45 141L43 140L42 141ZM47 142V141H46ZM104 142H106V141H104ZM122 142V141H121ZM205 142H206V144H205ZM232 142H235L234 144H232ZM25 143H27V140H26V142ZM28 143L30 144V143H32V142H29L28 141ZM27 143V144H28ZM33 143H34V141H33ZM32 143V144H33ZM39 143H37V144H39ZM58 143V142H57ZM93 143H94V141H93ZM108 143H110V145L108 144ZM115 143V142H114ZM127 143V142H126ZM125 143V144H126ZM161 143V142H160ZM163 143V142H162ZM184 143V142H183ZM226 143V144H227ZM229 143V144H230ZM4 144H5V148H4ZM11 144V145H12ZM24 144V143H23ZM36 144V145H37ZM42 144L40 145L41 147L40 148H42L43 146H42ZM116 144V143H115ZM124 144V146H126ZM164 144H166V143H163L162 145H164ZM169 144V143H168ZM229 144H227V146H229ZM34 145V144H33ZM50 145H51V142H50ZM92 145V144H91ZM101 145H103V144H101ZM108 145H109V147H108ZM111 145H113V146H111ZM161 144H160V147L162 146ZM179 145V144H178ZM183 145H185V144H183ZM220 145V146H219ZM222 145H224V144H222ZM15 146H16V143H15ZM19 146V145H18ZM25 146H28V145H25ZM105 146H103L104 148H106ZM166 146V145H165ZM176 146H177V144H176ZM181 146V145H180ZM224 146H226V145H224ZM223 146V147H224ZM12 147H13V145H12ZM24 147V146H23ZM30 147V146H29ZM33 147V146H32ZM39 147V146H38ZM50 147H53L52 145L50 146ZM100 147V146H99ZM113 147V148H112ZM122 147V146H121ZM120 147V148H121ZM163 147V146H162ZM178 147V146H177ZM183 147V146H182ZM9 148V147H8ZM65 148V147H64ZM112 150V152H110V149ZM127 148V147H126ZM130 148V147H129ZM141 148H143V147H141ZM155 148V147H154ZM166 148V147H165ZM188 148L185 146V149L186 150H188ZM11 149V148H10ZM28 149H30V148H28ZM34 149V148H33ZM32 149V150H33ZM38 150H39V148H37ZM37 149H36V147H35V150L37 151ZM103 149V148H102ZM123 149H125V147L123 148ZM184 149V150H185ZM220 149H221V151H220ZM3 150H5L6 151V154H5V151H3ZM42 150H44L43 148H42ZM70 150H71V148H70ZM69 149H68V151L66 152V155H68L69 156V154H67L69 151H70ZM114 150V151H113ZM127 150L129 151V149L127 148ZM131 150V149H130ZM132 150H134L133 148H132ZM131 150V151H132ZM140 149H138L137 151H139ZM146 149H144V151H145ZM161 150L162 149H160V152H161ZM163 150L164 151H166V149H164L163 148ZM162 150V151H163ZM168 150V149H167ZM180 150V149H179ZM1 151H3V152H1ZM11 152H10V155H11V153H13V151H12V149L10 150ZM45 151H46V148H45ZM53 151V150H52ZM64 151V150H63ZM73 151V150H72ZM98 151V150H97ZM107 151V152H108ZM121 151V150H120ZM142 149H141V153H142ZM181 151V150H180ZM189 151V150H188ZM34 151H32L31 153H33ZM38 152V151H37ZM37 152H35V155H36V153ZM42 152H44V151H42ZM49 152V151H48ZM47 152V153H48ZM56 152V151H55ZM54 152V153H55ZM77 152V151H76ZM93 152V151H92ZM102 152L100 153V154H97V155H99L98 157L99 158H101L102 156H100L101 154H102ZM116 152H118L117 154H116ZM147 152H149V151H147ZM168 152V151H167ZM179 152V151H178ZM182 152V151H181ZM218 152H220V153H218ZM29 153H30V151H29ZM31 153L29 154V157H30V155H31ZM39 153V152H38ZM37 153V154H38ZM45 153V152H44ZM44 153H42L43 155H44ZM50 153V152H49ZM81 153V152H80ZM110 153H112V156H110L111 154ZM121 153H122V151H121ZM125 153L123 154V155H125ZM137 153V152H136ZM145 153H146V151L145 152H143V156H145ZM165 154L164 152H161V154ZM41 154V153H40ZM39 154V156H41ZM106 154H108L109 156H107ZM113 154H115V155H117L116 157L114 156L113 157ZM138 154H140L139 152H138ZM179 154V153H178ZM181 154V153H180ZM185 155L186 153H182L181 155ZM188 154V153H187ZM5 155V156H4ZM9 155V156H10ZM14 156H15V154H13ZM12 155V156H13ZM28 155V154H27ZM33 155V154H32ZM50 154H48V156H49ZM57 155V154H56ZM55 155V156H56ZM63 155V154H62ZM65 155V154H64ZM86 155V154H85ZM126 155V156H127ZM147 155H149V154H147ZM155 155V154H154ZM165 155H167V154H165ZM180 155V156H181ZM183 155V156H184ZM9 156H7V157H9ZM17 156V155H16ZM19 156V155H18ZM45 156V155H44ZM44 156H43V158H44ZM54 156V155H53ZM55 156H54V158H55ZM70 156H72V153H71V155ZM84 156V155H83ZM120 156H121V158H120ZM142 156V157H143ZM172 156V155H171ZM29 157H27V158H29ZM49 157H51V156H49ZM56 157H58V156H56ZM62 157V156H61ZM66 157V156H65ZM97 157V156H96ZM110 157V159H111V161H109L110 159H108ZM118 157V158H117ZM140 157H141V155H140ZM165 157V156H164ZM185 157H187V155H185ZM185 157H181V158H185ZM228 157V158H227ZM12 159H13V157H11ZM10 158V160H12ZM31 158H32V156H31ZM33 158H35V157H33ZM40 158V157H39ZM42 158V159H43ZM60 158V157H59ZM70 158V157H69ZM79 158V157H78ZM88 158V157H87ZM117 158V159H116ZM126 158H128V157H126ZM166 158H168L169 159V157H166ZM166 158H161L162 160H166ZM3 159V161H1ZM45 159H47V155H46V158ZM66 159V158H65ZM67 159H68V157H67ZM72 159V158H71ZM77 159V158H76ZM86 159V158H85ZM89 159V160H88ZM87 160L89 161V162H91V164H92V161H91V159L90 158H88ZM122 159H123V161H122ZM53 160V159H52ZM57 160V159H56ZM101 160V159H100ZM117 162H116V161ZM121 160V161H120ZM165 160L164 161H162V162H164L165 163ZM22 161V160H21ZM25 161V160H24ZM39 161V160H38ZM54 161H55V159H54ZM64 161V160H63ZM62 161V162H63ZM66 161V160H65ZM99 161V160H98ZM112 161H114V162H112ZM167 161V160H166ZM172 161V160H171ZM188 161V162H187ZM3 162V163H2ZM8 162V161H7ZM31 162V161H30ZM42 162V161H41ZM50 162H51V160H50ZM56 163H57V161H55ZM67 162H69V160L67 161ZM66 162V163H67ZM94 162V161H93ZM111 162V163H110ZM119 162H122V163H119ZM127 162H129V163H127ZM162 162L160 163L161 165H157L156 167H159L160 166V168H161V166H162ZM179 162V161H178ZM24 163V162H23ZM29 163V162H28ZM47 163V162H46ZM59 163V162H58ZM99 163V162H98ZM100 163H101V161H100ZM102 163V164H103ZM124 163V164H123ZM169 163H171L170 162V160H169ZM182 163V164H181ZM3 164V165H2ZM6 164V163H5ZM29 164H31V163H29ZM40 165H41V163H39ZM84 164V165H83ZM88 164V163H87ZM102 164H99V166H101ZM145 164V163H144ZM25 165H26V163H25ZM24 165V166H25ZM58 165V164H57ZM61 165V164H60ZM65 165H67V164H65ZM65 165H64V167H65ZM106 165H103V166H105L106 167ZM126 165V166H125ZM166 165V163L164 164V166ZM179 165V166H178ZM3 166V167H2ZM27 166V165H26ZM25 166V169H26V171H28L27 170V167ZM29 166V165H28ZM45 166V163L43 162V167ZM69 166H72V168H70ZM76 166V165H75ZM99 166L97 167V168H99ZM128 166V167H127ZM141 166V167H142ZM163 166V167H164ZM178 166V167H177ZM6 167H7V165H6ZM30 167V166H29ZM28 167V168H29ZM41 167V166H40ZM61 168L63 167V166H60ZM106 167V168H107ZM154 167V166H153ZM166 167V166H165ZM164 167V168H165ZM10 168V167H9ZM78 168H79V170H78ZM97 168H96V170H97ZM105 168V169H106ZM129 168H130V170H129ZM146 168V169H145ZM1 169H2V171H1ZM5 169V168H4ZM11 169H12V166H11ZM60 169V168H59ZM80 169L81 170H83V171H81L80 172ZM101 170H102V168H100ZM104 169V170H105ZM128 169V170H127ZM136 169V171L138 172V174L139 173H141L142 175H140L139 174V176H141V178L139 177V176H132L133 178H135V177H137V179H135L133 182H132V180H133V178L132 179H130L131 180V182H128V181H130V180H128L129 178V176L128 175H130V174H133L132 172H133V170H135ZM19 170V169H18ZM17 170V171H18ZM21 170H22V168H21ZM24 170V169H23ZM49 170V169H48ZM54 170V169H53ZM58 170V169H57ZM73 170H77V173L75 172V171H73ZM90 171V172H88V171ZM95 170V171H96ZM107 170V169H106ZM155 170H156V168H155ZM157 170H158V168H157ZM29 171H31L30 169H29ZM43 171V169L41 170V172ZM45 171V170H44ZM43 171V172H44ZM61 171H63L62 169H61ZM98 171H100V170H98ZM130 171H131V173H130ZM136 171H134V172H136ZM140 171V172H139ZM166 170H164L163 172H165ZM19 173L21 172V171H18ZM18 172H17V174H18ZM41 172H40V175H41V177H40V175L38 176V178L40 177V179H41V183H40V181H38L39 183H38V185L39 186H37V188H36V190L34 191V195H35V193H37L38 192V190L37 189H39V192L41 191V192H45V193H50L51 195H50V198L51 199H53L51 196H52V192H53V190L52 189H50V187L52 186L51 185V182L53 183V185L54 186H56L57 185V183H59L58 181H60V178H61V176L60 177H58L57 178V180L58 181H56L55 180V183L52 181V180H50V179H52V178H50V176H46V173L47 172H45L44 174H45V176H44V174H41ZM50 172H51V170H50ZM102 172H103V170H102ZM129 172V173H128ZM59 173V174H58ZM72 173H74V175H75V177H72L73 179H71V176H74V175H72ZM91 173V174H90ZM158 173H159V171H158ZM166 173V172H165ZM15 174H16V172H15ZM16 174V176H15V178H17L18 180L20 179V181H18L17 179L16 180H14L15 178H14V176H13V180L16 182V181H18V183H20L19 185H21L22 186V188H20V187H15V189H16V193H13L14 195H15V197L12 199V198H10V200H6L7 202H9L10 203V201L12 202L13 201V203H14V205L15 204H18L19 205V202H20V200H19V198H17V197H22V193L20 194V192H21V190L23 189V192L24 191H26L25 189H28V187H29V182H30V178L27 180V181H29V182H27L24 178H27V177H24L23 175H21V173L19 174V175H17ZM22 174H24L23 172H22ZM136 174V173H135ZM138 174H136V175H138ZM26 175V174H25ZM42 175L44 176V177H42ZM50 175V174H49ZM89 175V176H88ZM104 175H105V179H104ZM150 175H153V176H151V177H148V176H150ZM160 175V174H159ZM65 176H67V177H65ZM156 176V175H155ZM166 176V175H165ZM24 179V181H25V183H24V181H23V179ZM32 177V176H31ZM62 177V178H63ZM87 177H88V179H87ZM93 178V179H91V178ZM98 177H103V179H99ZM107 177V178H106ZM139 177V178H138ZM143 177H145V178H143ZM162 177V176H161ZM160 177V179H161V181H162V178ZM164 177V176H163ZM7 178V177H6ZM63 178V179H64ZM74 178H76V179H74ZM82 178H84L83 179V181H81V179ZM152 178H153V181H152ZM158 178H159V176H158ZM8 179V178H7ZM39 179V180H40ZM62 179V180H63ZM91 179V180H90ZM96 179V180H95ZM99 179V180H98ZM114 179H115V181H114ZM154 179H156V180H154ZM159 179V180H160ZM167 180V176L166 177H164L163 178V181H165V180ZM1 180H2V178H1ZM5 180V179H4ZM3 180V181H4ZM77 180V181H78ZM102 180V181H101ZM110 181V183L112 182V184H110V183H108L109 181ZM3 181H1L2 182V184L3 183H5V182H3ZM65 180H63V183L65 184V182H64ZM99 181H101V182H99ZM104 181V182H103ZM106 181H108V182H106ZM162 181V182H163ZM168 181V180H167ZM33 182V181H32ZM35 182V181H34ZM34 182H33V184H34ZM57 182V183H56ZM62 182V181H61ZM60 182V183H61ZM134 182H136V183H134ZM152 182V183H151ZM157 182V181H156ZM7 183V182H6ZM17 183V182H16ZM17 183V184H18ZM21 183H24V186H23V184H21ZM98 183H100V184H98ZM132 183V184H131ZM133 183H134V185H133ZM160 184H161V182H159ZM2 184H1V186H2ZM25 184L26 185H28V187L26 188V186H25ZM97 184H98V186H97ZM114 184V185H113ZM153 184V185H152ZM31 185H32V183H31ZM35 185H36V183H35ZM61 185V184H60ZM70 185V184H69ZM78 184L76 183V185L75 186H77ZM151 185V187H152V189H151V187H149ZM158 185V187L159 188H162V187H160V185L159 184H157ZM0 186V194H2L3 192H2V187L3 186H5V185H3L2 187ZM53 186V187H54ZM62 186V185H61ZM60 186V187H61ZM81 186H83V185H81ZM24 187V188H23ZM39 187V188H38ZM52 187V188H53ZM59 187V186H58ZM164 187V186H163ZM5 188V187H4ZM3 188V189H4ZM56 188V187H55ZM62 188H64L65 189V186L63 185V187ZM106 188H108V189H106ZM136 188V189H135ZM149 188L151 189L150 191V194H152L151 196H155V197H157V199L155 200L154 199V202L153 203H155L156 202V206H154L151 202H150V200L153 198H150L149 199ZM6 189V188H5ZM19 189H21L20 191H19ZM29 189H30V187H29ZM29 189H28V191H29ZM110 189V190H109ZM143 189H145L144 190V192H143ZM146 189L148 190L147 192L148 193H146L145 191H146ZM17 190H18V192H17ZM73 190V191H72ZM135 190V191H134ZM136 190H138L137 191V193L142 197V198H144V200H142V198L141 197H139V198H141V201H143V202H145V203H142L141 205V207H140V205H139V200L140 199H138V197L136 198V196L138 195L137 193H136ZM28 191H26L27 192V194H28ZM55 191H57V190H55ZM60 191V190H59ZM74 191H76V192H79L78 194H82V193H80V192H85L83 195H84V197H86V196H88V194L90 195L89 197L90 198H88V197H86V198H88L87 200H85L86 198H84L83 197V199H80L81 198V196L79 197V201H78V195L75 197V195H76V193L74 194ZM87 191H88V194H87ZM99 191V194L101 193ZM157 192V195H155L156 194V192ZM7 191L5 190L4 191V193H6ZM38 192V193H39ZM61 192V191H60ZM66 192V193H65ZM73 192V193H72ZM8 193V192H7ZM17 193L19 194L18 196H17ZM25 193V192H24ZM31 193V192H30ZM29 193V194H30ZM57 193V192H56ZM98 193V192H97ZM136 194V196H135V194ZM161 193V192H160ZM159 193V194H160ZM32 194V193H31ZM43 194V193H42ZM54 194H55V192H54ZM53 194V195H54ZM146 194H148V196H146ZM168 194H171L172 195V197L174 196V198H173V202L171 201L170 203H169V201H168V198L167 199H165V197H166V195H168ZM264 194V193H263ZM60 195H63L62 196V198H60L59 196ZM82 195V196H83ZM138 195V196H139ZM5 196L7 197V195L5 194ZM5 196L2 194V196L0 197L1 199H0V203H2L1 201H4L5 199ZM30 196V195H29ZM67 196H66V199H67ZM214 196H216L217 197V199H218V197H219V199L222 201V203L220 202V203H217L218 205L219 204H221V206L222 207H217L216 205H215V207H214V205H213V203L212 202H214L213 200H211L212 198H214ZM3 197V198H2ZM28 197V196H27ZM36 197H38V199L40 198H42V197H40L39 196V194H37L36 195ZM75 197V198H74ZM101 197V196H100ZM215 197V198H216ZM9 198V197H8ZM25 198H26V195H25ZM71 198V199H70ZM77 198V199H76ZM102 198V197H101ZM262 198V197H261ZM4 199V200H3ZM16 199H18V203H17V200ZM48 199V198H47ZM60 199H62L63 201L61 202L60 201ZM73 199H76V201H78V204H77V206L75 205V202H73V201H71V200H73ZM90 199V200H89ZM171 199V198H170ZM258 199V198H257ZM260 199V198H259ZM263 199V198H262ZM261 199V200H262ZM22 200L25 202V200L22 198ZM27 200V199H26ZM82 200V202H80ZM212 202H211V201ZM16 203H15V202ZM31 201V200H30ZM50 201H52V200H50ZM75 201V200H74ZM94 201V200H93ZM98 201L99 202H101V200L100 199H98ZM139 201V202H138ZM168 201V202H167ZM253 201V202H252ZM263 201V200H262ZM262 201H261V203H262ZM24 202H23V206L25 205L26 207H28L27 205V201L25 202V204H24ZM40 201L39 200H37V203H36V207H39L38 209H40V211H41V215L39 216L40 217V219L43 217V215L42 214H44L43 212H45L46 211V209H45V207L43 208V210H42V208L40 207V205H38V203H39ZM73 203V205H75L76 207H73V209H71V207H70V205L71 204H68V203ZM101 202V203H102ZM129 202H131V204L133 203V205L137 208V209H139L140 211H141V213H143V214H141L140 212V215L142 216V215H144V217L143 218H145L146 217V221L144 222V224L143 225H140V219L142 218L140 215L138 216V215H132L129 219H128V217H127V215L125 214L126 213V211L129 209L128 207V205H129ZM217 202V201H216ZM219 202V201H218ZM264 202V201H263ZM9 203L7 204V203H5V202H3L1 205H2V207H1V205H0V213L2 214L1 216L3 217V220H4V218H6V215H7V221H8V224H9V219L11 218L10 217V215H11V213H12V211H10V209H11V207H9V208H7L6 206L7 205H9ZM21 203V202H20ZM41 203V202H40ZM39 203V204H40ZM77 203V202H76ZM80 203V204H79ZM81 203H83V204H88V206H87V208H89V210L87 209L85 212H83L82 214H81V212L82 211H78L79 212V214H78V212H77V215H78V217H76L77 215L75 214V213H72L73 211H74V209L76 210V209H78L79 210V208H78V206H81ZM42 204V206H43V203H41ZM143 204H145V205H143ZM215 204V203H214ZM223 204V205H222ZM252 204H251V206H252ZM6 205V206H5ZM17 205V206H18ZM21 205H22V203H21ZM51 205V206H50ZM105 205V206H104ZM108 205H107V207H108ZM254 205V206H255ZM20 206V205H19ZM44 206H45V204H44ZM132 206V205H131ZM134 206H132V207H134ZM244 206V208L242 209V207ZM253 207V209H255L256 208V210L258 209V208H260V207H262V206H260V207ZM3 207H4V209H3ZM47 207V208H48ZM51 207V208H50ZM135 207L133 208V209H135ZM138 207H140V208H138ZM216 207H217V209H216ZM80 208H82V206L80 207ZM128 208V209H127ZM131 208V207H130ZM225 208V209H224ZM6 209V210H5ZM84 209V205H83V208L81 209V210H83ZM109 209V210H108ZM116 209H117V211L119 212V210H120V213H124L125 215H126V217H125V215L123 214V216H124V218H126L127 219V223L125 224V222H124V224H123V221H121V220H124V221H126V219H124V218H122L123 216L121 215V219L120 220H118V219H114V220H110V219H108V215L109 216H111V214H114L115 212L117 213L116 215L117 216H119L118 215V212L116 211ZM226 209H228V211L227 212H225L226 211ZM27 210V209H26ZM71 211V212H69L68 213V211ZM85 210V209H84ZM83 210V211H84ZM112 210H113V213H112ZM136 210V209H135ZM5 211H8V212H5ZM9 211H10V213H9ZM77 211V210H76ZM130 211V210H129ZM137 212H138V210H136ZM135 211V212H136ZM224 211V213H222ZM251 212H249L250 214L252 213V212H254L253 214H251V215H254V214H256V213H258V211H252V210H250ZM261 211V210H260ZM259 211V212H260ZM20 211H18V213H17V215L19 214V216H20V214L21 213H19ZM23 212H28V211H23ZM137 212H136V214H137ZM262 212V211H261ZM7 213V214H6ZM8 213L10 214L9 216H8ZM15 213V212H14ZM29 213L30 212H28L27 213V216L29 215ZM72 213V214H71ZM119 213V214H120ZM129 213V212H128ZM132 213V212H131ZM134 213V212H133ZM138 213V214H139ZM264 213V212H263ZM261 214L260 216H262V215H264V214ZM4 214H6V215H4ZM23 214H25V213H23ZM47 214V213H46ZM45 214V215H46ZM68 214V216L66 217V215ZM69 214L70 215H72V216H70V217H73L72 218V220H74V218H75V220L73 221V224H71V228L70 229H67L66 227H64V230H62L61 228L59 229V224L57 223V221H59V219L60 218H65L66 220H68V218L69 219H71L70 217H69ZM73 214H74V216H73ZM220 214V215H219ZM238 214H236L237 216V218L236 219H238L239 217H238ZM4 215V216H3ZM15 215V217L17 216L16 214H14ZM13 215V216H14ZM30 215H31V213H30ZM33 215V214H32ZM65 215V216H64ZM115 214H114V216H116ZM201 215H204V219L203 218H201V220H199V218H200V216ZM250 215V216H251ZM258 215V214H257ZM1 216H0V222H2L3 220H2V218H1ZM35 216V215H34ZM37 216V215H36ZM34 217L35 219H37L38 220V218L37 217ZM48 216H47V218H48ZM232 218H231V217ZM22 217V216H21ZM30 217V216H29ZM28 217V218H29ZM140 219H139V218ZM202 217V216H201ZM142 218V219H143ZM250 218V217H249ZM252 218V217H251ZM254 219L256 218L255 217V215H254V217H253ZM252 218V219H253ZM262 218H264V216L262 217ZM261 217H260V219L259 218H257V220H260V221H264L263 219H262ZM12 219H13V217H12ZM30 219H32V218H30ZM49 219V218H48ZM55 219H58V220H55ZM207 219H208V221H207ZM233 219V220H232ZM236 219H235V224H239L238 223V221H236ZM240 219V218H239ZM250 220L251 222L252 221H255V220ZM262 219V220H261ZM14 220V219H13ZM36 220V221H37ZM43 220V219H42ZM233 222H232V221ZM241 220V219H240ZM242 220H241V223H242ZM5 221H6V219H5ZM232 223H231V222ZM260 221H259V224H257V221H256V223L255 222H252L253 224H254V226H256L255 224H257V227H252V228H250L249 229V226H251L252 224L249 222V224H246L247 226H248V230H245L247 227H245L244 228V230L245 231H243L242 232V230H243V226L241 227V225L239 224V226H237V227H241L242 228V230H241V232H240V236H239V238L237 237V236H234L232 233H230L229 235L231 236V234H232V236H234L233 238H235L236 239V237H237V239L238 240H232V239H230L231 237L228 235V238L230 239H227V241H228V246L229 247H231L233 244H234V249H233V247H232V249L234 250V252L232 253L230 250H229V247H225V246H223V247H225V250L226 251H224L223 253H226V254H224V257H226L227 256V258L225 259L224 257H223V255L221 256V260L223 261V259H225L224 260V263H220V262H218V260H217V262H218V264H264V228H261V227H259V225H263L264 224V222L262 223H260ZM14 222V221H13ZM12 222V223H13ZM28 222H31V221H29L28 220ZM42 222V221H41ZM122 222V223H121ZM141 222H143V220L141 221ZM237 222V223H236ZM4 221L2 222V223H0L2 226H0V230H1V227H3L4 226ZM11 222H10V224H12ZM133 223L135 224V226H140L141 228L140 229H138L137 228V230L138 231H135L134 229H132V227H134L133 226ZM9 224V225H10ZM14 224V223H13ZM24 224V223H23ZM26 224V223H25ZM31 224H32V222H31ZM30 224V225H31ZM60 224H62V223H60ZM68 224V223H67ZM227 224H228V226H227ZM235 224H233V225H235ZM8 225V226H9ZM36 225H38V224H36ZM58 225V226H57ZM226 225V227L224 228V226ZM242 225H244V222H243V224ZM5 226H7V225H5ZM16 226V225H15ZM24 226V225H23ZM33 226V225H32ZM32 226L30 227V229H28L30 232H32L33 233V229H34V227H33V229H32ZM62 226V225H61ZM60 226V227H61ZM9 227H11V226H9ZM12 227H14V226H12ZM26 228H29V223H28V225L27 226H25ZM68 227H69V225H68ZM221 227H223V228H221ZM236 226H235V228L234 229H232V231L233 230H235L236 231V229L237 230H240V228H237ZM262 227H264V225L262 226ZM6 228V227H5ZM8 228V227H7ZM16 228V227H15ZM19 228V227H18ZM20 228H23V227H20ZM25 228V229H26ZM230 228H233L232 226H230ZM33 231H32V230ZM10 230V229H9ZM13 230V229H12ZM17 230H19V229H17ZM22 230V229H21ZM27 229H26V231L29 233V231H28ZM46 230V231H45ZM231 230V229H230ZM229 230V232H232V231H230ZM1 231H4L3 230V228H2V230ZM15 231V230H14ZM42 231H43V233L45 232H47L46 234H43L42 233ZM235 231H233L234 233H235ZM11 232V231H10ZM18 232V231H17ZM228 232V230H227V233H229ZM14 233V232H13ZM22 233V232H21ZM20 232H19V234L20 235H22ZM15 234V233H14ZM219 234H221V231H220V233ZM221 234V235H222ZM237 234H238V231H237ZM5 235H8L7 236V239H8V237H9V234H5ZM10 235H11V233H10ZM23 235H24V233H23ZM13 236V235H12ZM17 236V235H16ZM41 236V235H40ZM4 237V236H3ZM2 237V238H3ZM24 237V236H23ZM34 237V238H33ZM45 236H44V238H46ZM12 238H14V236L12 237ZM21 238V237H20ZM221 238V239H220ZM10 239H11V237H10ZM19 239V238H18ZM36 240L37 241H39L40 243H36ZM7 243H6V242ZM19 241V240H18ZM20 241H19V243H20ZM223 241H225V240H223ZM236 243H235V242ZM17 243L16 245L18 246H16L15 245V243ZM230 242V243H229ZM232 242H234V243H232ZM14 245H13V244ZM221 244H224V243H226V242H224V243H222V242H220ZM219 243V244H220ZM220 244V245H221ZM230 244H232L231 246H230ZM43 245H44V242H43ZM75 245H77L76 247H78V248H76L75 247ZM79 245H82V246H79ZM220 245H218V247L220 246ZM226 245H227V243H226ZM42 247V246H41ZM221 247V246H220ZM72 248H76L75 249V251L77 252V253H74L73 252V250H72ZM81 248H83V250L82 251H80V249ZM226 248H228V250L226 249ZM5 249V250H6ZM84 249H85V251H84ZM217 249V248H216ZM3 250V251H2ZM71 250H72V252H71ZM221 250V249H220ZM7 251H6V253H7ZM78 251H80V254H79V258H82V260L81 259H79L77 256H73V255H76V254H78ZM85 252V253H82L81 254V252ZM215 251V250H214ZM219 251V250H218ZM211 252H212V250H211ZM227 252H230V256L228 255L229 253H227ZM35 253H39L38 255V257H39V260L40 261H33L32 260V258H33V256H34V254ZM74 253V254H73ZM232 253V254H231ZM4 254V255H3ZM84 254H85V256H84ZM217 254V253H216ZM213 255V254H212ZM226 255V256H225ZM37 255H35L34 256V260H38V257H36ZM81 256V257H80ZM41 257V258H40ZM76 257V258H75ZM84 257V258H83ZM209 257H211V254H210V256ZM229 257V258H228ZM35 258H37V259H35ZM79 260H78V259ZM220 258V257H219ZM223 258V259H222ZM18 260V262H17V260ZM42 259V260H41ZM4 260H2V261H4ZM8 259H6L5 261H9ZM31 260H32V262H31ZM81 260V261H80ZM208 260H210L209 258H207V264H208ZM220 260V259H219ZM2 261H0V263L2 264ZM9 261V262H10ZM226 261V262H225ZM11 263V262H10ZM213 263H215V262H213ZM212 262H211V264H213ZM4 264H6V263H4ZM8 264V263H7ZM12 264V263H11ZM210 264V263H209Z\"/></svg>",
    "mask_w": 264,
    "mask_h": 264
}]
</instances>
